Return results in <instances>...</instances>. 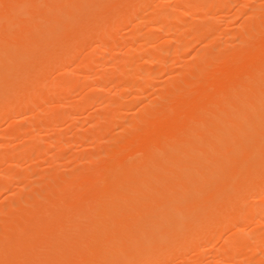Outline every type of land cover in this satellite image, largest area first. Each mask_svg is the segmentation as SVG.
<instances>
[{
  "label": "rangeland",
  "instance_id": "obj_1",
  "mask_svg": "<svg viewBox=\"0 0 264 264\" xmlns=\"http://www.w3.org/2000/svg\"><path fill=\"white\" fill-rule=\"evenodd\" d=\"M14 1L16 2L15 4H14ZM41 1L40 0H12V1L11 0L10 1L9 0H7V1L6 0H3V1L0 0V4L4 5L5 2H11V4H9V6H11L12 2H13L15 7L12 5L13 6L12 8L15 9V8L23 6L22 8H24L25 11H27L25 13L24 9H22V8H21V10H19L18 14H20L21 12H24V13H22V15H24V16L22 17L21 15L17 14L22 19L20 18V20H18L19 17L17 20L13 19L15 21L14 22L15 24H13V27H11L12 24L9 25L10 27L7 26L8 25L7 22L10 20V18L12 16L10 18L8 17L9 20L6 21L7 25H5V23L0 19L1 20L0 24H4L6 26V28H5V26L3 28V25L2 26L0 25V30H1L0 31V41H5L3 44L0 42V46H3L5 44L3 50L6 49V51H4V52H1L2 50L0 49V68H1L0 69V96L2 98H5L6 100H7V98L11 99L10 95H13L12 97L17 96V95H15V93L17 92L16 89H20L21 87H22V91H23L22 93L25 92L27 95V96H24V98L27 97L26 99L21 100L22 106L20 105V103H19L20 106L19 105L17 106V104L15 105V104H13V102L15 100L20 99V98H23L22 95H24L25 93L22 94L20 92L21 95H19V96H21V97H19V98L15 97L16 99L13 98V100L11 99V101L8 104L6 103V105H5V102H3L2 98L0 97L1 107H3V105H4V107L2 109L0 107V109H1V111H0V124H1V126H0V163H1L0 164V169H1L0 170V264H26V263L27 264H37V263L38 264H53V263L54 264H61V263L62 264H64V263L65 264H73L74 262H75L74 264H76L77 262H78V264L79 263L80 264H97V263L98 264H107V263L111 264V261H116L122 257V256H120V253L122 252L123 249H121L120 247L126 246V247H124V249H126L127 247H128L127 248L128 250L133 249V247L130 246L131 245L130 243L133 239V237L130 238L132 236L131 231H132L133 235H138V234L144 233L143 231L148 226L146 224H150V221H152V218L155 219L156 216L159 215L158 212L162 210L161 209L162 207L165 209V207L168 208L167 205L172 206L173 204H175V205L177 203L180 204L181 203L180 200L184 201L183 199H185L187 197V195L189 193H191L190 191H192V189L194 187L193 185L196 186V184H197V186H198V184H199L198 182H196V184H195V182L190 184V183H188V181L190 179H192V177L194 176L192 174L199 172V169L201 168V164L205 161V159L210 158L212 156L211 152L215 151L214 147L218 148L216 146V143L213 141L215 139L217 140V138H218V140L220 139V135L216 134V133H218V131H220V134H221V132L225 134L226 132H223V131H225L226 129L228 130V132H231L229 130H232L231 127L233 126V124L231 126V124L229 125V123H231L232 120L235 121L237 116L233 117L231 115L232 117H230L229 116L230 115L229 110L232 114L234 113V115H235V113H236L238 115L240 112V111H237L238 106H241L240 110H243L244 106L248 107V104H249L248 102L250 100L247 98L250 97L249 95H251V91H247L248 89L245 90V87L248 86L250 84V82H252L251 77L258 78L255 76L256 72H257V74H260L261 75L260 77L262 78V79L259 78L258 81L259 80L262 81L263 80L262 76L264 75V68H261V66L264 67V65H263L264 59H262V57H264L263 56L264 55L263 54L264 53V51H263V49H264V0H197V1H199L198 4H193L195 1L187 3L190 0H150V2H149V0H147V3H146V0H135V1H133V0H95L96 2L93 0H56V1L55 0H41ZM48 1H50V2H48ZM53 1L55 3L54 5L52 3ZM81 1H82V3H81ZM240 1H242V2H240ZM19 2H21V3H19ZM47 2H48V4H47ZM114 2L117 3L118 5L115 4ZM123 2H125V4H123ZM17 3L19 4V6ZM51 3H52V5H51ZM63 3H65V4H63ZM144 3H146L147 6L149 5L148 8L146 7V5ZM131 4H132V6H134V4H136L135 5L136 8H135V6L132 7ZM190 5H191V7L193 6V8H194V5L195 6L197 5V7H196V9L195 8L191 9ZM0 6L3 7V9L7 8V7L4 8V6H6V5H4V6L0 5ZM41 6L42 7L44 6V7L42 8ZM187 6L189 8H187ZM105 7H106V9H105ZM112 7H115V10ZM178 7H181V8H178ZM0 9H1L0 11L3 10L2 8H0ZM18 9H20V8H18ZM40 9H41V12H39ZM58 9L60 11H58ZM94 9H95V11H94ZM130 9H131V11H130ZM8 10L10 12V8L9 9L7 8L3 12L7 13ZM15 10L18 11L17 9H15ZM120 10L122 12H120ZM140 10L141 11L143 10L144 12H141ZM93 11L96 13H94ZM136 11H137V13H136ZM132 12L134 14H132ZM177 12H178V14H177ZM89 13H90V15H87ZM108 13L110 15H107ZM112 13H113V15H112ZM117 13L118 14L120 13V14L118 15ZM154 13H155V15L158 14V16L156 15V17H155V15H153ZM161 13H163V14L161 15ZM10 14L11 13H9V15ZM135 14H136V16H135ZM6 15L8 16V14H6ZM11 15L14 16V13L12 12ZM17 15H16V17H17ZM111 15H112V17H111ZM3 16H4V19L6 18L5 20H7V17L5 15H3ZM45 16H47V17H45ZM85 16L87 18L88 17L89 18L87 19ZM92 16H94V17H92ZM103 16H105V19H106V20L104 19L105 21L103 20V18H104ZM163 16L165 17V19ZM36 17L40 18L39 20H41L42 24L41 23L39 24L40 21L38 22V24L36 23L37 21L34 22L35 20H37ZM124 17L125 18L127 17L128 20L124 19ZM0 18H2V17L0 16ZM141 18H143L144 21ZM42 19H43V21H42ZM135 19H136V21H135ZM151 20H154V21H151ZM23 21L26 23V25H29V26H26ZM158 21H159V24H158ZM11 22H12V20H11ZM16 22H18L17 23L18 26L16 25ZM200 22L203 25H200L201 24ZM80 24H82L83 26ZM103 24H105L104 27H103ZM166 24H168V25H166ZM100 25H101V27H99ZM245 25H247V26H245ZM37 26H39V27H37ZM96 26H98V27H96ZM141 26H142V28H141ZM161 26L164 27V28H162V30L159 29ZM75 27L76 28L78 27V28L76 29ZM51 28H52V30H51ZM254 28H256V29H254ZM3 29H5V31ZM98 29H99V31H98ZM62 30L64 31V33ZM69 30H70V32L71 31L72 32L70 33ZM115 30H116V32H115ZM82 31H85V33ZM256 31H258V32H256ZM68 32L70 34H68ZM95 33H96V36H95ZM2 35L4 36V38ZM63 35L66 37H64ZM93 35L95 36V38H93ZM38 36H40V37H38ZM53 36H55L54 37L55 39H53ZM78 36H80V38ZM91 36H92V38H91ZM115 36L117 38H114ZM62 37L64 38L65 41L67 40L66 43H64V40L62 39ZM31 38H32V40H31ZM78 38L80 39L79 41L77 40ZM10 39L11 40L14 39V40L11 41ZM48 39L50 40V42L47 41ZM68 40H71V41L68 43ZM214 40H215V42H214ZM55 41H56V43H55ZM74 41H75V43H74ZM7 44H8V46L6 47ZM59 44L60 45L63 44V46H59ZM182 45H184V46H182ZM29 46L32 47V49L29 48ZM58 46H59V48H58ZM110 47H112V48H110ZM252 47H254V49ZM1 48H3V47H1ZM7 48H8V51H7ZM21 48H23V49H21ZM72 48H73V50H72L73 52L71 51ZM215 48H216V51H215ZM233 49H235V50H233ZM58 50H60V51H58ZM67 50H69V51H67ZM240 50H242V51H240ZM207 52H208V54H207ZM221 52H223V54ZM9 54L11 56H9ZM61 54L63 56L62 58L60 56ZM43 55L44 56L47 55L46 57H48L49 60H47V58L44 57ZM163 55H165L166 57ZM202 55H204V56H202ZM209 55H211V56H209ZM212 55L214 56L213 58H211ZM75 56H77L76 59H74ZM40 57H43L42 59H44V62H43V60H41ZM207 57H208V59H207ZM39 58L41 61L37 62V60H39ZM45 58H46V60H45ZM31 59H33V60H31ZM68 59H70V60H68ZM84 60H85V62H84ZM58 61H60V62H58ZM62 61L64 63H62ZM113 61H114V63H113ZM33 62H35V63H33ZM49 62L50 63L52 62V64L50 65ZM90 62H91V64H90ZM118 62H119V64H118ZM32 63L34 65H32ZM37 63H39V64H37ZM60 63H62V65H60ZM98 63H101V64H98ZM47 64L49 65L48 67H50V66L51 67L47 68ZM65 64L67 67L66 69H65ZM30 65H32V66H30ZM35 65H38V66H35ZM59 65L62 66L63 69ZM246 65L248 67L247 69H246ZM250 66L253 67V70H252V67H250ZM38 67H40V68H38ZM53 67H54L55 72L52 69ZM207 67L209 68V70ZM44 68H46V69H44ZM103 68H104V70H103ZM93 69H94V71H93ZM254 69H255V71L256 70H258V71L253 73ZM44 70L47 72V73L44 72L47 75L46 77L43 74ZM237 70L240 71L241 75L239 74V72H237ZM260 70L263 72V75L260 73ZM77 71H79V72H77ZM63 72H64V74H62ZM148 72H149V74L147 77V75H145V74ZM6 73H7V75H6ZM40 73H42V74H40ZM66 73H68V74H66ZM140 73H142V75H140ZM103 74H106V75H103ZM30 75H32L31 78L28 77ZM37 75H38L39 79H38ZM64 75H65V77H64ZM234 75H236V77L234 78L235 80L233 79V81L237 82V78H238V82L236 84V87L234 86L235 82H234V85L232 83V85L235 87L234 90H235V92L237 90L239 91L238 92L239 96L242 94V93H240L241 92L240 90H243V92L245 90V92L243 94H245L247 92V98H246L248 100L247 102L243 101V103H242L241 101L243 99L239 98L238 93L234 95V91L232 92V90H231V88L233 89V86L232 87L229 86V88H227V89H229L226 91V92H228L227 94L224 93L227 85L224 86V88H223V85H225L226 81H228V82H226V84H229V82L231 81V80L229 81V78L232 79L234 77ZM26 76L28 77V79H26L27 78ZM34 76L37 79L34 78ZM90 76H92V77H90ZM103 76H105V77H103ZM150 76H152V77H150ZM123 77H124V79H123ZM66 78H68V79L71 78V79L66 81L67 80ZM85 78L87 80H85ZM95 78H97V80ZM113 78H114V80H113ZM201 78H203V79H201ZM254 78H253V81L255 83L254 84V86H255L257 83V80ZM32 79L34 80V82L36 81V83H34L36 85H34L32 83L33 82ZM41 79H43V80L41 81ZM63 79H64V81H63ZM101 79H103V80H101ZM106 80H107L108 84L106 83ZM255 80H256V82H255ZM37 81H39V82L41 81L43 86H41V84H39V86H41V87H39L37 84ZM233 81H231V82H233ZM45 82H46V84L44 85L43 83H45ZM240 82L242 83V85L240 84ZM14 83H15V85H14ZM247 83H249V84L247 85ZM19 84H20V86H19ZM55 84H56V87H55ZM99 84L101 86H99ZM26 85L29 87L28 90H27L28 87ZM29 85H32L33 88H30L31 86H29ZM59 85H61V86H59ZM103 85H104V87H103ZM128 85H130V86H128ZM251 85L253 86L252 83H251ZM9 86H10V88H9ZM13 86H15L16 88L12 89ZM17 86H19L20 88ZM23 86L25 87L24 89H26V90H23ZM52 86H53V88H52ZM207 86H210V87L208 88ZM69 87H70V89H69ZM212 87H213V89H212ZM217 87H219L222 90L220 91L219 88H217ZM239 87H241V88L243 87V88L241 89ZM253 87H250V88H253ZM4 88H5V90H4ZM49 88H51V89L49 90ZM63 88H64V90H62ZM66 88H67V90H66ZM247 88H249V86ZM44 89L46 92L44 91ZM139 89L141 91H139ZM223 89H224V92L222 93ZM218 90H219V93H217ZM249 90H252V89H249ZM26 91H28V92H26ZM229 91H231L233 94ZM5 93H6V95H5ZM8 93L10 95H8ZM41 93L44 95H42ZM115 93H116V95H115ZM165 93L166 94L169 93V95L168 94L165 95ZM229 93H231V94H229ZM28 95H30V96H28ZM53 95H54V97H53ZM87 95H89V96H87ZM102 95H104V96H102ZM90 96L93 99H91ZM131 96H133V97H131ZM96 98H97V100H96ZM229 98H230V101H229ZM242 98H243V96H242ZM52 99H54V100H52ZM87 99L90 100V104H89ZM100 99L102 101L104 100L103 103ZM218 99L220 101L223 100L222 104L220 103V101ZM91 100H93V101L91 102ZM216 100L218 101V103H217L218 105H216V102H217ZM2 102H3V104H2ZM50 102H52V103H50ZM226 102H228L231 105H228V103H226ZM10 103H12L14 106H12V104H10ZM235 103L238 104V105H235L236 108L234 106ZM92 104H94V106ZM95 104H97V105H95ZM210 104H212V105L214 104L216 106H214V105L212 106ZM113 105H115V106H113ZM120 105H121V107H120ZM207 105L208 106L210 105V106L208 107ZM220 105H222L223 107H221ZM7 106H9L8 110H10L9 112H11V113H9L6 110ZM150 106H151V108H150ZM19 107H20V109H19ZM119 107H120V109H119ZM183 107H184V110H183ZM189 107H191V109H189ZM206 107H207V110H209L208 108H210L212 111V112H208V113L212 114L213 111H214V113L212 115L211 114L205 115L207 113L206 112L203 113L202 111H203V109L205 110ZM215 107L216 108L219 107V108H217L218 110ZM13 108L15 110H13ZM61 108H63V109H61ZM76 108H77V110H76ZM112 108H114V109H112ZM262 108H264V107H262ZM60 109L62 110L61 112H60ZM64 109H65V111H64ZM200 109L202 110L201 112H200ZM224 109H226V110L229 109V110L226 111ZM245 109L247 110V108H244L243 111H246ZM97 110H99V111H97ZM220 110L223 111L224 113L220 112ZM232 110H234V111H232ZM4 111H6V112H4ZM197 112L204 114V117L206 116V118H205L206 120L204 118H202V116H200L199 113L197 114ZM246 112L249 113V111H246ZM246 112H244V113H246ZM261 112H263V111H261ZM4 113H7L8 116ZM19 113L22 116H20ZM185 113L187 115H185ZM217 113H219V115ZM222 113H223V115H222ZM227 113H229L228 116H226ZM244 113L242 112L241 115L243 116ZM106 114H108V115H106ZM263 114H264V112H263ZM4 115H5V117H4ZM14 115H17V116H14ZM213 115H215L216 118L213 117ZM246 115H247V113H246ZM109 116H110V118H109ZM178 116H179V118H178ZM207 116L209 118H207ZM239 116H240V114H239ZM222 117H223V121H221L222 119H220ZM228 117H230L231 119L230 120L228 119V121H227ZM238 117H237V119L241 118V117H239V118ZM247 117H249V116H247ZM261 117H264V116H261ZM8 118H9V120H8ZM138 118H139V120H138ZM195 118H196V120H195ZM256 118H257V115H256ZM244 119L245 118L243 117V120ZM106 120H108V121H106ZM243 120H242V122H243ZM259 120L261 121V119H259ZM238 121L239 120H236L237 124L235 123L236 125H239V127L237 126V129L242 127L240 125L241 124L240 121H239L240 124H238ZM262 121H264V119H262ZM213 122L215 124H213ZM201 123L204 125H202ZM30 124H32V125H30ZM207 124H208V126H210V128L207 126ZM235 124H234V126H236ZM47 125H48V127H47ZM203 126H204V128H203ZM226 126L227 127L230 126V127L227 128ZM92 127H94L95 130ZM162 127H164V128H162ZM176 127H177V131H176ZM159 128H160V130H159ZM178 128L181 130V132ZM221 128L222 129L224 128V129L222 130ZM135 130H137V131H135ZM148 130H149V132H148ZM210 130H212V131L210 132ZM186 131H188V132H186ZM194 131H195V133H194ZM171 132H172V134H171ZM182 132H183V134H182ZM235 132L233 133V135H235L237 137L238 135H236ZM167 133H168V135H167ZM174 133L177 135L174 136ZM179 133H181V134H179ZM184 133H187V134L184 135ZM169 134H170V137L168 138ZM211 134H213V136ZM164 135H166V136H164ZM187 135L189 138L187 137ZM215 135H216V138H215ZM217 135H219V137ZM178 136L180 137V139ZM183 136H184V139H182ZM175 137H177V139ZM185 137H186V139H185ZM199 137H200V140H199ZM203 137H205V138H203ZM213 137H214V139H213ZM187 138H188V140H187ZM174 139H175V141L179 140L180 143H179V141L175 143ZM196 139L199 142L196 141ZM159 140H161V141H159ZM166 140H169V142H167ZM164 141H166L167 144L173 143L172 141H174L173 144L174 145L176 144L177 146L175 145V147H174V145H173L172 149H175V151L171 152V151H173L171 149V147H172L171 144H169L171 147H168L167 144L164 143ZM36 142L40 143L39 144L40 146L38 145V143L36 146L35 145ZM200 142H201V144H200ZM153 143L157 146H153L154 145ZM162 143H164L166 146L164 144L162 146L161 145ZM19 144H20V146H19ZM22 144H24V145L21 146ZM202 144H204V145H202ZM160 146L162 149L160 148ZM184 146H186V147H184ZM192 146H193V148H192ZM204 146L208 147V149L205 148ZM32 147H33V149H32ZM157 147L160 148L161 150L157 149ZM176 147H177L178 151H176ZM17 148L18 149L21 148V149L19 151H17L18 150ZM145 148L146 149L148 148L147 151ZM181 148L184 150H182ZM5 150H7V151H5ZM33 151H34V153H33ZM200 151H201V153H200ZM57 152H59V153L57 154ZM159 152H162L163 154L160 153V156H159V154L158 155L155 154V153H159ZM183 152L187 153V154H184ZM196 152L198 153L197 157L195 155ZM22 153H24V154H22ZM89 153L92 157L89 155H88L89 157H87V154H89ZM11 154H12V156H11ZM153 154L155 155V157L153 156ZM213 154H214V152H213ZM156 155H157V157L159 156L160 158L158 159L156 157ZM179 155L182 157H180ZM190 156L193 159V161H192V163L187 164L185 160H188L189 158H187V157H190ZM146 157L147 158L149 157L150 160H148ZM173 157H177V158H173ZM164 158H166V160L167 161L169 160L170 162L169 161L167 162ZM183 158H185V160ZM236 159H237V157H236ZM181 160L183 163L181 162ZM231 160H229L228 162H225L226 166L225 165H222V166L219 165L217 168L218 173L224 174L225 171L229 170V169L226 170V167L232 169V167H230V166L232 165V163H236V162H234V160L232 158H231ZM136 161H137V163H136ZM138 162H140L139 165H138ZM144 163H146V164H144ZM125 164H127V165H125ZM142 164L144 166H146L147 168L144 167ZM147 164H149V166ZM163 164H165V165H163ZM228 164H229V166H227ZM155 165H156V169L154 168ZM193 165L194 166L197 165V168L194 167ZM164 166H165V168H164ZM198 166H200V168ZM224 166H225V168H223ZM3 167H5V168H3ZM187 168H189V169H187ZM111 169H112V171H111ZM157 169H159V170H157ZM116 170H118V171L120 170V171L118 172ZM156 170H157V172H156ZM219 170H220V172H219ZM58 171H60V172H58ZM72 171H74V172L72 173ZM135 171L137 172V174H140V175H137L135 173ZM140 171H142V172H140ZM144 171H145V173H144ZM222 171H223V173H222ZM80 172H81V174H80ZM180 172H182V173H180ZM106 173L108 175H106ZM111 173H113V174H111ZM149 173H151L152 175L151 174L149 175ZM15 174H17V175H15ZM24 174H25V176H24ZM95 175L97 176V178ZM143 175H145L146 178ZM182 175L184 177L182 181H184L186 179L185 177H188V179L185 180V181H187V183H186L187 185L184 184L185 182L182 183L183 186L179 184L181 181ZM139 176H140V180L138 179ZM147 176L149 179L147 178ZM108 177H109V179H108ZM127 177L128 178L130 177L129 180H131L133 177V179L130 182L135 183V187L138 186L136 183L140 184L139 185L140 188L134 187V190H133L132 188H130L129 185H131V186H134V185L125 184L124 181L125 182L127 181L126 183H130L129 180H127ZM98 178L100 180H98ZM121 178H123V179H121ZM194 178H195V176H194ZM51 179H53V181H51ZM177 180H179V181L177 182ZM107 181H109V182H107ZM115 181H117L116 184L114 183ZM121 181H123V182L121 183ZM162 181L165 183L160 185L162 183ZM168 181H170L169 183L171 186H169ZM172 182L174 184L177 183L176 184L177 186H175L174 184H173L174 185L173 186L171 184ZM145 183H147V184H145ZM121 184H123V185L125 184L124 186L130 188V190H128L127 188H124ZM3 186L5 189L2 190ZM119 186H121V187H119ZM145 186L148 187V189ZM189 186H191V187H189ZM208 186L210 187V185H208ZM84 187H86V188H84ZM175 187H177V188H175ZM187 187L191 190H189ZM199 187H200V184H199L198 188ZM67 188H70V189H67ZM95 188H97V189H95ZM121 188L123 189L122 191H121ZM141 188H145L146 190L145 189L141 190ZM194 188H196V187H194ZM77 189H78V191H77ZM88 189H89V192H88ZM124 189H127V190H124ZM152 189L155 192H153ZM73 190H74V192H73ZM163 190H164V192H163ZM75 191L77 194L75 193ZM96 191H97V193H96L97 195H95ZM98 191L100 193H102V195ZM110 191H111V193H110ZM139 191L140 192L142 191V192L140 193ZM193 191H194V189H193ZM14 195H16V196H14ZM135 195H137V196H135ZM153 195H155V196H153ZM95 196H96V198H95ZM143 196H145V198L147 199V202H146V199L143 198ZM79 197H80V200H79ZM88 197H90L91 200ZM100 197H101V200H100ZM158 197H160L161 200H159ZM188 197H189V195H188ZM133 198H134V200H133ZM139 198H141V199L139 200ZM173 198L175 200H173ZM55 199H56V201H54ZM85 199L86 200L88 199V200L86 201ZM111 200H113V201H111ZM114 200H116V201H114ZM186 200H187V198H186ZM31 201H33L34 203ZM90 201H91V203H90ZM241 201H244V203ZM21 202H22V204H21ZM72 202H73V204L74 203L75 204L74 205L71 204ZM80 202H81V204H80ZM150 202H151V204H150ZM164 202H166V203H164ZM114 203H116V204H114ZM49 204H51L50 205L51 207L49 206ZM59 204L61 205L60 207H59ZM76 204H78V205H76ZM88 204H89V206H88ZM133 204H135L136 206ZM149 204H150V206H149ZM237 204L239 206L241 205L240 209L238 208ZM237 204L232 203L229 206V209L231 211L234 210L232 207L233 205H234V207L236 205L238 210H240V211H238L236 208L235 211L237 210V212H239V213H237L238 215L234 214L235 215V216H233L234 218L231 217L233 220H232V223H229V224H232L233 226L232 225L227 226L228 224L225 225L226 227L223 226L222 229L220 228L221 230L219 229L220 230V231H218L219 233L212 240H209V239L207 240V238H209V237H206L203 234L204 231L202 232L201 231L202 229H199V232L197 230L198 228H195L193 230L190 229L191 231L187 230L186 233H188V234H186V233L185 234H186V236L190 234V237H189L190 240H187L188 236L186 237L184 234L183 240L181 241V243L178 244L181 247L177 246V248L179 247L178 248L179 251L177 250V253L170 254L169 255L170 258L168 255H167L168 257H163V258H166L165 260L163 258H161L159 261L156 262V264H170V263H172V264H187V263L188 264H191V263L192 264H217V263H219V264H221V263L222 264H239V262H240V264H264V249H263L264 248V243H263L264 242V216H263L264 215L263 214L264 213V206H262V205H264V188H262V190L261 189L258 190V192L255 194H253V193L247 194L245 196V199L237 201ZM80 205H81V207H80ZM98 205L100 207H98ZM123 205H124V207H123ZM137 205H140V206L138 207ZM152 205H156V206H152ZM108 206H110V207H108ZM115 206H116V208H115ZM251 206L253 208L255 207L257 209L254 208L255 210H253L251 208ZM90 207H91V209H90ZM119 207H121V208H119ZM129 207H130V209H129ZM144 207H145V209H144L145 211H143V209H142ZM62 208L63 209L65 208V209L62 210ZM99 208L100 209L104 208V209L100 210ZM138 208H140V211L142 210L141 211L142 214H140L141 212H139ZM150 208H151V211L149 210ZM261 208H263V209H261ZM59 209L61 211H59ZM77 209L81 210L82 212L81 211L77 212ZM124 209H126V211H124ZM17 210H18V212H17ZM107 210H109V211H107ZM256 210H257V212H255ZM90 211H91V213H90ZM118 211H119V213H117ZM127 211H129V212H127ZM134 211H135V213H134ZM153 211H154V215H152ZM249 211L252 213L254 212L255 218L253 217L254 219L252 218L251 220L246 221L245 219H249V217L246 215V214H249ZM258 211H261L260 215H258L259 214ZM55 212H57V214H55ZM14 213H15V215H14ZM77 213H79L81 215H77ZM82 213H84V214H82ZM96 213H97V216H96L97 218L95 219L94 216ZM120 213L121 214L122 213L127 214L128 217H126V219H128V218L129 219L128 220L123 219L122 223H120L118 221V219L120 218L119 217ZM144 213H145V216H143ZM138 215H139V218H138ZM69 216H72L73 218H75V220H72L73 218H71ZM31 217L32 218L34 217V218L32 220H30ZM80 217H81V219H79ZM117 217H118V219L116 220ZM131 217L134 218L135 220L132 221ZM37 218H39V219H37ZM239 218L241 220V223H240ZM48 219H49V222L47 221ZM64 219H65V221H64ZM35 220H37V221H35ZM44 220H45V222H44ZM53 220H54V222H53ZM61 220H62V222H61ZM76 220H77V222H76ZM136 220L139 221V223H141L140 224L141 226H138L139 223L138 222L136 223ZM237 220H239V221H237ZM40 221H42V222H40ZM58 221H60L61 223ZM71 221H74L76 225L74 224V222L72 223ZM85 221H86V223H85ZM91 222H93L94 224L98 223L99 226H101L102 228L98 227L97 226L98 224L95 226ZM109 222L112 224H110ZM142 222H144V223L142 224ZM80 224H83L84 226H82ZM87 224H89V225H87ZM122 224L125 226V229L123 228ZM130 224H133V225H131V227H130ZM109 225L111 226V228ZM31 227H32V229H31ZM49 227H50V229H49ZM62 227H63V229H61ZM120 227L123 231L122 232L123 234H124V231H126L127 234L129 236L130 235L131 236L129 238H126V237L123 238L122 237L123 234L120 233L121 232ZM132 227H134L136 229L132 230ZM67 228H68V230H67ZM72 228H74V229H72ZM238 228H239V230H238ZM138 229H139V231H138ZM40 230H41V232H40ZM237 231H239L238 234H236ZM21 232H23V233H21ZM53 232H55V233H53ZM66 232H67V234H64ZM87 232L88 233L91 232V233L87 234ZM193 232H197V233H193ZM241 232H242V234H241ZM85 233H86V235H85ZM113 233L115 235L112 236ZM23 234H24V236H23ZM75 234H76V236H75ZM77 234H79V235H77ZM94 234H95V236H94ZM109 234L113 238L116 237L117 235L120 236V234H121V236L120 237L117 236L118 238H116V240H113V238L109 237L110 236ZM195 234H196V236H194ZM200 234L201 235L203 234V235L200 236ZM37 235L39 236V238H37L38 237ZM62 235H63V237H62ZM71 235H73V236H71ZM15 236H16V238H15ZM25 237H27V238H25ZM34 237H35V240H34ZM48 238H50V240L51 239L52 240L50 241ZM87 238L91 242L90 244H89V241L87 242V240H88ZM101 238L105 241H103ZM193 238L196 240H194ZM15 239H17V241ZM38 239H39V241H38ZM61 239H62V242H61ZM71 239H73V240L71 241ZM197 239H198V241H197ZM58 240H60V241H58ZM80 240H81V242H80ZM107 240H108V242H107ZM244 240H245V242H244ZM29 241H31V242H29ZM47 241H48V243H47ZM109 241H110V243H109ZM186 241H188V242H186ZM241 241L243 243L242 246H241L242 243L240 244ZM63 242L64 243L67 242V243L64 244ZM31 243H33V244H31ZM45 243H46V245H45ZM185 243H187V244H185ZM192 243L194 245H196V246H194L196 248L193 247ZM255 243H257V244H255ZM79 244H81V245H79ZM91 244H92V246H91ZM93 244H96V245H93ZM106 244H108V245H106ZM132 245H134V244H132ZM35 246H37V247L35 248ZM95 246H97L96 249H95ZM184 246H186V247H184ZM202 246H203V248H202ZM107 247H108V249H107ZM188 247H189V249H188ZM212 247H213V249H212ZM246 247H248V249ZM252 247H253V250H251ZM20 248L21 249L23 248V249L21 250ZM32 248L34 250H36V252L37 251H40V252L36 253ZM101 248H102V250H101ZM191 248H192V250H191ZM74 249H76V250H74ZM100 250H101V252H100ZM188 250H190V251H188ZM242 250H244V251H242ZM15 251L17 253H15ZM23 251L25 254L27 252V255L23 254ZM83 251L88 253V254L85 255L86 253L84 254ZM123 251H125V250H123ZM182 251L184 253H182ZM199 251H200V254H198ZM19 252H21V253H19ZM56 252H58V253H56ZM115 252H116V255H115ZM244 253H246V254H244ZM28 254H29V256H28ZM35 254H36V256H35ZM64 254H65V256H64ZM68 254H70V255H68ZM202 254H204V255H202ZM6 255H7V257H6ZM39 255H41V256H39ZM80 255H82V260H80L81 259ZM88 255H90L91 258L88 257ZM100 255L103 256L104 258H102ZM121 255H122V253H121ZM13 256H15V257H13ZM23 256H24V258H23ZM47 256H49V257H47ZM61 256H62V258H61ZM107 256H109V257H107ZM110 256H111V258H110ZM224 256L226 258L222 259V258H224ZM70 257H72V259ZM85 257H86V259H85ZM36 258H38V259H36ZM16 260L18 262H16ZM30 260H32V261H30ZM56 260H57V262H56ZM62 260H63V262H62ZM65 260L70 261L71 263L67 262ZM76 260H79V261L76 262ZM199 260H201V261H199ZM91 261L94 263H92ZM34 262H36V263H34Z\"/></svg>",
  "mask_w": 264,
  "mask_h": 264
},
{
  "label": "bare ground",
  "instance_id": "obj_2",
  "mask_svg": "<svg viewBox=\"0 0 264 264\" xmlns=\"http://www.w3.org/2000/svg\"><path fill=\"white\" fill-rule=\"evenodd\" d=\"M3 1V0H2ZM7 1V0H6ZM10 1V0H9ZM12 1V0H11ZM41 1V0H40ZM56 1V0H55ZM93 1H95V0H93ZM133 1H135V0H133ZM193 1H195L193 4H198V2L199 1H197V0H190L189 2H187V3H190V2H193ZM197 1V2H196ZM26 2V1H25ZM42 2V1H41ZM48 2H50V1H48ZM48 2H47V4H48ZM96 2V1H95ZM112 2V1H111ZM132 2V1H131ZM145 2V1H144ZM149 2H150V0H149ZM152 2V1H151ZM231 2V1H230ZM236 2V1H235ZM240 2H242V1H240ZM6 3V4H5ZM4 3V5H6V6H4L3 4H0V5H2V6H4V8L5 7H7L8 9L10 8V12H9V10H8V12L9 13H11L12 14V12L14 13V16L13 15H9V13L7 12H3V11H5L7 8H5V9H3V7H1L0 6V8H2L3 10L2 11H0V16L2 17V18H0L4 23H5V25H7L8 27H10L9 25L10 24H12V26L11 27H13V24H15L14 22V20H17L18 19V15H21L22 17L24 16V15H22V13H24V12H21L20 14H18V12H19V10H21V8L23 7H18V8H20V9H18V8H15V9H17L18 11H16L14 8H12L13 6H14V4L16 3L15 1H14V4H13V2H12V5L11 6H9V4H11V2H5ZM8 3V4H7ZM19 3H21V2H19ZM30 3V2H29ZM44 3V2H43ZM53 3V5L55 4L54 3V1L52 2ZM52 3H51V5H52ZM81 3H82V1H81ZM115 3V2H114ZM119 3V2H118ZM122 3V2H121ZM143 3V2H142ZM141 3V4H142ZM146 3H147V0H146ZM146 3H144L145 5H146ZM154 3V2H153ZM214 3V2H213ZM18 4V3H17ZM23 4V3H22ZM27 4V3H26ZM32 4V3H31ZM45 4V3H44ZM50 4V3H49ZM57 4V3H56ZM63 4H65V3H63ZM73 4V3H72ZM110 4V3H109ZM113 4V3H112ZM115 4H117V3H115ZM123 4H125V2H123ZM129 4V3H128ZM133 4V3H132ZM132 4H131V6H132ZM29 5V4H28ZM68 5V4H67ZM70 5V4H69ZM114 5V4H113ZM112 5V6H113ZM118 5V4H117ZM121 5V4H120ZM136 4H134V6H135ZM189 5V4H188ZM236 5V4H235ZM9 6V7H8ZM18 6H19V4H18ZM115 6V5H114ZM134 6H132V7H134ZM149 6V5H148ZM148 6L146 5V7L148 8ZM238 6V5H237ZM15 7V6H14ZM34 7V6H33ZM42 7V6H41ZM40 7V8H41ZM44 7V6H43ZM42 7V8H43ZM46 7V6H45ZM80 7V6H79ZM109 7V6H108ZM123 7V6H122ZM129 7V6H128ZM145 7V6H144ZM196 7H197V5L195 6L194 5V8L196 9ZM199 7V6H198ZM12 8V9H11ZM37 8V7H36ZM57 8V7H56ZM114 10H115V7H112ZM118 8V7H117ZM116 8V9H117ZM125 8V7H124ZM135 8H136V6H135ZM152 8V7H151ZM178 8H181V7H178ZM187 8H189L188 6H187ZM190 8L191 9H194L193 8V6L191 7V5H190ZM22 9H24V8H22ZM27 9V8H26ZM54 9V8H53ZM105 9H106V7H105ZM111 9V8H110ZM123 9V8H122ZM129 9V8H128ZM221 9V8H220ZM1 10V9H0ZM47 10V9H46ZM97 10V9H96ZM102 10V9H101ZM23 11V10H22ZM24 11H25V9H24ZM35 11V10H34ZM58 11H60L59 9H58ZM94 11H95V9H94ZM93 11V12H94ZM109 11V10H108ZM112 11V10H111ZM130 11H131V9H130ZM141 11V10H140ZM139 11V12H140ZM186 11V10H185ZM228 11V10H227ZM27 11H25V13H26ZM39 12H41V9H40V11ZM46 12V11H45ZM110 12V11H109ZM120 12H122L121 10H120ZM124 12V11H123ZM128 12V11H127ZM141 12H144L143 10L141 11ZM152 12V11H151ZM170 12V11H169ZM56 13V12H55ZM54 13V14H55ZM87 13V12H86ZM94 13H96V12H94ZM98 13V12H97ZM106 13V12H105ZM116 13V12H115ZM114 13V14H115ZM136 13H137V11H136ZM146 13V12H145ZM175 13V12H174ZM223 13V12H222ZM221 13V14H222ZM6 14H8V16L6 15ZM17 15V17H16V15ZM39 14V13H38ZM41 14V13H40ZM47 14V13H46ZM49 14V13H48ZM73 14V13H72ZM118 14V13H117ZM120 14V13H119ZM118 14V15H119ZM132 14H134L133 12H132ZM141 14V13H140ZM150 14V13H149ZM148 14V15H149ZM163 13H161V15H162ZM177 14H178V12H177ZM176 14V15H177ZM226 14V13H225ZM3 15H5L6 17H7V20H5L4 19V16ZM26 15V14H25ZM50 15V14H49ZM66 15V14H65ZM86 15V14H85ZM87 15H90V13L89 14H87ZM93 15V14H92ZM107 15H110L109 13L107 14ZM112 15H113V13H112ZM112 15H111V17H112ZM152 15V14H151ZM153 15H155V13L153 14ZM157 16H158V14H156ZM156 15H155V17H156ZM184 15V14H183ZM12 16V17H11ZM34 16V15H33ZM41 16V15H40ZM96 16V15H95ZM102 16V15H101ZM135 16H136V14H135ZM134 16V17H135ZM141 16V15H140ZM195 16V15H194ZM197 16V15H196ZM259 16V15H258ZM257 16V17H258ZM8 17L10 18V20L8 19ZM43 17V16H42ZM45 17H47V16H45ZM84 17V16H83ZM86 17V16H85ZM92 17H94V16H92ZM104 17V18H103ZM102 18H103V20L105 19V16H103ZM143 17V16H142ZM164 17V16H163ZM217 17V16H216ZM255 17V16H254ZM20 18L21 17H19V19L18 20H20ZM26 18V17H25ZM24 18V19H25ZM29 18V17H28ZM37 18V17H36ZM35 18V19H36ZM87 18V17H86ZM89 18V17H88ZM87 18V19H88ZM97 18V17H96ZM114 18V17H113ZM153 18V17H152ZM161 18V17H160ZM221 18V17H220ZM260 18V17H259ZM14 19V20H13ZM22 19V18H21ZM40 18L38 17L37 18V20H35L34 22H36L37 24H38V22H39V24L41 23L42 24V22H41V20H39ZM44 19V18H43ZM43 19H42V21H43ZM81 19V18H80ZM85 19V18H84ZM101 19V18H100ZM124 19H127V17L125 18L124 17ZM141 19H143V18H141ZM156 19V18H155ZM164 19H165V17H164ZM167 19V18H166ZM173 19V18H172ZM200 19V18H199ZM218 19V18H217ZM263 19V18H262ZM261 19V20H262ZM1 20H0V23H1ZM9 20V21H8ZM11 20H12V22H11ZM86 20V19H85ZM99 20V19H98ZM106 20V19H105ZM104 20V21H105ZM128 20V19H127ZM140 20V19H139ZM150 20V19H149ZM209 20V19H208ZM6 21H8L7 22V24H6ZM65 21V20H64ZM89 21V20H88ZM101 21V20H100ZM111 21V20H110ZM135 21H136V19H135ZM143 21H144V19H143ZM151 21H154V20H151ZM160 21V20H159ZM159 21H158V24H159ZM219 21V20H218ZM2 22V23H3ZM10 22V23H9ZM24 22V21H23ZM212 22V21H211ZM217 22V21H216ZM247 22V21H246ZM261 22V21H260ZM17 23L18 22H16V25H17ZM25 23V22H24ZM60 23V22H59ZM69 23V22H68ZM96 23V22H95ZM108 23V22H107ZM133 23V22H132ZM168 23V22H167ZM172 23V22H171ZM170 23V24H171ZM201 23V22H200ZM250 23V22H249ZM50 24V23H49ZM84 24V23H83ZM100 24V23H99ZM109 24V23H108ZM157 24V25H158ZM248 24V23H247ZM1 26L3 25V28H4V24H0ZM25 25H26V23H25ZM76 25V24H75ZM74 25V26H75ZM80 25H82V24H80ZM104 25L105 24H103V27H104ZM156 25V26H157ZM166 25H168V24H166ZM200 25H203L202 23L200 24ZM18 26V25H17ZM26 26H29V25H26ZM56 26V25H55ZM83 26V25H82ZM85 26V25H84ZM88 26V25H87ZM90 26V25H89ZM216 26V25H215ZM245 26H247V25H245ZM249 26V25H248ZM36 27V26H35ZM37 27H39V26H37ZM41 27V26H40ZM79 27V26H78ZM77 27V28H78ZM92 27V26H91ZM96 27H98V26H96ZM99 27H101V25L99 26ZM116 27V26H115ZM135 27V26H134ZM202 27V26H201ZM218 27V26H217ZM5 28H6V26H5ZM20 28V27H19ZM24 28V27H23ZM76 28V27H75ZM74 28V29H75ZM76 28V29H77ZM133 28V27H132ZM141 28H142V26H141ZM162 28H164V27H160L159 29H161L162 30ZM172 28V27H171ZM8 29V28H7ZM11 29V28H10ZM88 29V28H87ZM93 29V28H92ZM152 29V28H151ZM158 29V30H159ZM169 29V28H168ZM178 29V28H177ZM215 29V28H214ZM254 29H256V28H254ZM4 31H5V29H3ZM22 30V29H21ZM51 30H52V28H51ZM64 30V29H63ZM62 30V31H63ZM68 30V29H67ZM94 30V29H93ZM92 30V31H93ZM117 30V29H116ZM116 30H115V32H116ZM132 30V29H131ZM156 30V29H155ZM160 30V31H161ZM165 30V29H164ZM219 30V29H218ZM1 31V30H0ZM10 31V30H9ZM17 31V30H16ZM37 31V30H36ZM98 31H99V29H98ZM135 31V30H134ZM207 31V30H206ZM11 32V31H10ZM25 32V31H24ZM27 32V31H26ZM69 32H70V30H69ZM68 32V34H70ZM82 32H84L85 33V31H82ZM89 32V31H88ZM87 32V33H88ZM168 32V31H167ZM220 32V31H219ZM256 32H258V31H256ZM2 33V32H1ZM35 33V32H34ZM60 33V32H59ZM63 33H64V31H63ZM67 33V32H66ZM94 33V32H93ZM36 34V33H35ZM75 34V33H74ZM89 34V33H88ZM140 34V33H139ZM211 34V33H210ZM247 34V33H246ZM27 35V34H26ZM58 35V34H57ZM62 35V34H61ZM3 36V35H2ZM8 36V35H7ZM14 36V35H13ZM64 36V35H63ZM72 36V35H71ZM86 36V35H85ZM88 36V35H87ZM95 36H96V33H95ZM95 36L93 35V38H95ZM110 36V35H109ZM24 37V36H23ZM38 37H40V36H38ZM55 36H53V39H55L54 38ZM64 37H66V36H64ZM79 38H80V36H78ZM83 37V36H82ZM3 38H4V36H3ZM7 38V37H6ZM70 38V37H69ZM77 39L78 41L80 40V39ZM91 38H92V36H91ZM114 38H117L116 36L114 37ZM19 39V38H18ZM26 39V38H25ZM61 39V38H60ZM62 39L64 40V38L62 37ZM139 39V38H138ZM147 39V38H146ZM256 39V38H255ZM4 40V39H3ZM9 40V39H8ZM11 40V39H10ZM12 40H14V39H12ZM11 40V41H12ZM31 40H32V38H31ZM76 40V39H75ZM96 40V39H95ZM26 41V40H25ZM48 42H50V40L48 39L47 40ZM57 41V40H56ZM56 41H55V43H56ZM59 41V40H58ZM67 41V40H66ZM66 41L64 40V43H66ZM71 40H68V43L70 42ZM73 41V40H72ZM77 41V42H78ZM86 41V40H85ZM123 41V40H122ZM250 41V40H249ZM2 44L5 42V41H0ZM20 42V41H19ZM28 42V41H27ZM97 42V41H96ZM100 42V41H99ZM214 42H215V40H214ZM63 43V42H62ZM73 43V42H72ZM74 43H75V41H74ZM129 43V42H128ZM184 43V42H183ZM182 43V44H183ZM186 43V42H185ZM1 44V45H2ZM12 44V43H11ZM18 44V43H17ZM26 44V43H25ZM61 44V43H60ZM59 44V46H63V44L62 45H60ZM71 44V43H70ZM77 44V43H76ZM127 44V43H126ZM262 44V43H261ZM5 45V44H4ZM4 45L3 46H0V49L2 50L1 52H4V51H6V49L5 50H3L4 49ZM28 45V44H27ZM113 45V44H112ZM164 45V44H163ZM185 45V44H184ZM184 45H182V46H184ZM217 45V44H216ZM8 46V44L6 45V47ZM59 46H58V48H59ZM70 46V45H69ZM73 46V45H72ZM71 46V47H72ZM75 46V45H74ZM115 46V45H114ZM166 46V45H165ZM1 47H3V48H1ZM21 47V46H20ZM81 47V46H80ZM105 47V46H104ZM168 47V46H167ZM166 47V48H167ZM186 47V46H185ZM249 47V46H248ZM14 48V47H13ZM12 48V49H13ZM29 48H31L32 49V47H30L29 46ZM75 48V47H74ZM110 48H112V47H110ZM159 48V47H158ZM165 48V47H164ZM253 49H254V47H252ZM21 49H23V48H21ZM118 49V48H117ZM249 49V48H248ZM27 50V49H26ZM35 50V49H34ZM73 50V48L71 49V51ZM78 50V49H77ZM233 50H235V49H233ZM246 50V49H245ZM260 50V49H259ZM7 51H8V48H7ZM58 51H60V50H58ZM67 51H69V50H67ZM70 51V52H71ZM136 51V50H135ZM215 51H216V48H215ZM240 51H242V50H240ZM251 51V50H250ZM263 51H264V49H263ZM53 52V51H52ZM66 52V51H65ZM73 52V51H72ZM76 52V51H75ZM132 52V51H131ZM158 52V51H157ZM200 52V51H199ZM37 53V52H36ZM62 53V52H61ZM81 53V52H80ZM91 53V52H90ZM155 53V52H154ZM201 53V52H200ZM222 54H223V52H221ZM225 53V52H224ZM229 53V52H228ZM259 53V52H258ZM63 54V53H62ZM62 54L60 55L61 56V58L63 57L62 56ZM66 54V53H65ZM72 54V53H71ZM79 54V53H78ZM95 54V53H94ZM166 54V53H165ZM207 54H208V52H207ZM230 54V53H229ZM253 54V53H252ZM257 54V53H256ZM261 54V53H260ZM264 54V53H263ZM4 55V54H3ZM77 55V54H76ZM92 55V54H91ZM199 55V54H198ZM237 55V54H236ZM9 56H11L10 54H9ZM30 56V55H29ZM44 56V55H43ZM47 55H45L44 57H46ZM71 56V55H70ZM78 56V55H77ZM77 56H75V58L74 59H76L77 58ZM120 56V55H119ZM163 56H165V55H163ZM197 56V55H196ZM202 56H204V55H202ZM209 56H211V55H209ZM208 56V57H209ZM264 56V55H263ZM6 57V56H5ZM82 57V56H81ZM117 57V56H116ZM161 57V56H160ZM159 57V58H160ZM166 57V56H165ZM208 57H207V59H208ZM214 56L212 55V57L211 58H213ZM235 57V56H234ZM41 58V60H43V62H44V59H42L43 57H40ZM40 58H39V60H37V62L39 61H41L40 60ZM47 58V60H49L48 59V57H46ZM46 58H45V60H46ZM158 58V59H159ZM168 58V57H167ZM166 58V59H167ZM201 58V57H200ZM240 58V57H239ZM38 59V58H37ZM95 59V58H94ZM121 59V58H120ZM230 59V58H229ZM262 59H264V57H262ZM31 60H33V59H31ZM68 60H70V59H68ZM72 60V59H71ZM97 60V59H96ZM110 60V59H109ZM118 60V59H117ZM200 60V59H199ZM35 61V60H34ZM67 61V60H66ZM151 61V60H150ZM261 61V60H260ZM46 62V61H45ZM58 62H60V61H58ZM83 62V61H82ZM84 62H85V60H84ZM94 62V61H93ZM107 62V61H106ZM217 62V61H216ZM31 63V62H30ZM33 63H35V62H33ZM32 63V65H34ZM50 63V62H49ZM62 63H64L63 61H62ZM62 63H60V65H62ZM102 63V62H101ZM101 63H98V64H101ZM113 63H114V61H113ZM160 63V62H159ZM162 63V62H161ZM164 63V62H163ZM263 63V62H262ZM2 64V63H1ZM37 64H39V63H37ZM42 64V63H41ZM45 64V63H44ZM52 64V62L50 63V65ZM55 64V63H54ZM77 64V63H76ZM75 64V65H76ZM90 64H91V62H90ZM97 64V63H96ZM105 64V63H104ZM118 64H119V62H118ZM32 65H30V66H32ZM59 65V66H60ZM136 65V64H135ZM222 65V64H221ZM237 65V64H236ZM264 65V64H263ZM29 66V67H30ZM35 66H38V65H35ZM44 66V65H43ZM49 65L47 64V68H50V67H48ZM64 66V65H63ZM71 66V65H70ZM77 66V65H76ZM80 66V65H79ZM95 66V65H94ZM235 66V65H234ZM60 67H62V66H60ZM250 67H252V66H250ZM31 68V67H30ZM29 68V69H30ZM38 68H40V67H38ZM67 67H66V64H65V69H66ZM114 68V67H113ZM208 68V67H207ZM221 68V67H220ZM223 68V67H222ZM232 68V67H231ZM248 67H247V65H246V69H247ZM261 68H264V67H262L261 66ZM1 69V68H0ZM16 69V68H15ZM28 69V70H29ZM44 69H46V68H44ZM53 70H54V67L52 68ZM59 69V68H58ZM61 69V68H60ZM62 69H63V67H62ZM110 69V68H109ZM129 69V68H128ZM250 69V68H249ZM103 70H104V68H103ZM115 70V69H114ZM127 70V69H126ZM208 70H209V68H208ZM252 70H253V67H252ZM31 71V70H30ZM89 71V70H88ZM93 71H94V69H93ZM243 71V70H242ZM256 71H258V70H256ZM255 71V69H254V72L253 73H255L256 72ZM21 72V71H20ZM44 72H46L45 70L43 71V74H44V76L46 77L47 75L44 73ZM54 72H55V70H54ZM77 72H79V71H77ZM138 72V71H137ZM237 72H239V74H240V71H238L237 70ZM248 72V71H247ZM26 73V72H25ZM47 73V72H46ZM91 73V72H90ZM100 73V72H99ZM235 73V72H234ZM260 73L263 75V72L260 70ZM11 74V73H10ZM40 74H42V73H40ZM39 74V75H40ZM62 74H64V72L62 73ZM66 74H68V73H66ZM89 74V73H88ZM92 74V73H91ZM96 74V73H95ZM148 74H149V72L148 73H146L145 75H147V77H148ZM238 74V75H239ZM6 75H7V73H6ZM9 75V74H8ZM13 75V74H12ZM23 75V74H22ZM90 75V74H89ZM103 75H106V74H103ZM137 75V74H136ZM140 75H142V73H140ZM233 75V74H232ZM241 75V74H240ZM246 75V74H245ZM250 75V74H249ZM255 75V74H254ZM5 76V75H4ZM31 76L32 75H30V76H28V77H30L31 78ZM43 76V75H42ZM109 76V75H108ZM213 76V75H212ZM256 77H258V78H254V77H251V79H252V82H250V84L249 83H247V85L249 86V88H247L248 86H246L245 87V90L246 89H248L247 91H251V95H249L248 97L249 98H247V92L245 93V94H243L244 92H245V90H244V92H243V90H240L241 92L240 93H242L241 95L243 96V98H242V96L240 97L239 96V91L237 90L236 92H235V87H236V84H237V82H238V78H237V82H235V81H233V79L236 77V75H234V77L231 79V78H229V81L231 80V81H233V82H229V84H226V82H228V81H224L225 82V85H223V88H224V86H226L227 85V87H226V89H225V92H224V89H223V91H222V93L224 92V93H228V92H226L227 90H229V89H227V88H229V86L230 87H232L233 85H234V82H235V87L233 86V89L231 88V90H232V92L234 91V95L235 94H237L238 93V96H239V98H241V99H243L241 102L243 103V101H245V102H247L248 100L247 99H249L250 101L248 102L249 104H248V107L247 106H244V108H247V110L246 111H249V113L248 112H246V111H243L244 110V108H243V110H240L241 109V106H238V110L237 111H240L239 112V114H240V116H239V114L237 115L236 113H235V115H234V113L232 114L231 112H230V110H229V113H230V115H229V113H227L226 114V116H230V117H235V116H239V117H241L240 119H237V117H236V120H239L240 121V123H239V121H238V124H240L241 126V128H239V129H237V126L239 127V125H236L237 123H236V120L234 121V120H232L231 121V123H229V125L231 124V126H232V124H233V126L231 127V129L232 130H229V131H231V132H228V130L226 129L225 131H223V132H226L225 134L224 133H222L221 132V134H220V131H218V133H216V134H219L220 135V139L218 140V138H217V140L215 139V140H213L215 143H216V146L218 147V148H215L214 147V149H215V151H213L214 152V154H213V152H211L212 153V156L210 157V158H206L205 159V161L201 164V168H200V166H198L200 169H199V172H196L195 174H192V175H194L195 176V178H194V176L192 177V179H190L189 181H188V183H194L195 182V184H196V182H198L199 184H200V187L198 188V186H199V184H198V186H197V184H196V186L195 185H193L194 187H196V188H194L193 187V189H194V191H193V189H192V191H190L191 193H189L188 195H189V197H188V195H187V200H186V198L185 199H183L184 201H181L180 200V204H173L172 206H169V205H167V207L168 208H166L165 207V209L162 207L161 209V211H159L158 213H159V215L158 216H156V218L154 219V218H152V221H150V224H146V225H148L147 226V228L143 231L144 233H142V234H138V235H133L132 234V231H131V237L127 234V232L126 231H124V234L122 233L123 231H122V229H121V227H120V229H121V234H123L122 235V237L124 238V237H126V238H132L133 237V239H132V241H131V247H133V249L132 250H128L127 248L126 249H124V247H126V246H123V247H120L121 249H123V250H125V251H123L122 250V255H121V253H120V256H122L120 259H118V260H116V261H111V264H156V262L157 261H159L161 258H163V257H168L170 254H174V253H177V250H178V248L179 247H181V246H179L178 244L179 243H181V241L183 240V236H184V234L187 232V230H190V229H195V228H198L197 230H198V232H199V229H202L201 231L203 232V234L206 236V237H209V238H207V240L209 239V240H212L213 238H215L216 237V235L219 233L218 231H220L222 228H223V226L224 227H226L225 225H227V226H230V225H232V224H229V223H232V218L231 217H233V216H235V215H238L237 213H239V212H237V210H238V208L240 209L241 208V205L239 206L238 204H237V201H239V200H243V199H245V196L247 195V194H250V193H253V194H255V193H257L258 192V190H262V188H264V121H262V119H264V117H261V116H264V114H263V112H264V108H262V107H264V75L262 76L263 77V80L261 81V80H259L258 81V79L260 78V79H262L260 76V74H257V72H256V75H255ZM6 77V76H5ZM27 77V76H26ZM28 77L26 78V79H28ZM37 77H38V75H37ZM64 77H65V75H64ZM90 77H92V76H90ZM89 77V78H90ZM103 77H105V76H103ZM102 77V78H103ZM130 77V76H129ZM150 77H152V76H150ZM199 77V76H198ZM4 78V77H3ZM34 78H36L35 76H34ZM42 78V77H41ZM88 78V77H87ZM107 78V77H106ZM118 78V77H117ZM253 78L254 79H256L257 80V83H256V85L254 86V81H253ZM5 79V78H4ZM3 79V80H4ZM24 79V78H23ZM37 79V78H36ZM38 79H39V77H38ZM67 80L66 81H68L69 79H71V78H66ZM96 80H97V78H95ZM123 79H124V77H123ZM147 79V78H146ZM149 79V78H148ZM201 79H203V78H201ZM9 80V79H8ZM30 80V79H29ZM43 79H41V81H42ZM51 80V79H50ZM59 80V79H58ZM84 80V79H83ZM85 80H87L86 78H85ZM84 80V81H85ZM101 80H103V79H101ZM113 80H114V78H113ZM129 80V79H128ZM144 80V79H143ZM142 80V81H143ZM176 80V79H175ZM193 80V79H192ZM206 80V79H205ZM235 80V79H234ZM256 80H255V82H256ZM7 81V80H6ZM27 81V80H26ZM32 83L34 84V83H36V81L34 82V80L32 79ZM41 81L39 82V81H37V84H38V86H39V84H41V86H43L42 85V83H41ZM47 81V80H46ZM55 81V80H54ZM63 81H64V79H63ZM91 81V80H90ZM127 81V80H126ZM125 81V82H126ZM130 81V80H129ZM246 81V80H245ZM244 81V82H245ZM249 81V80H248ZM261 81V82H260ZM15 82V81H14ZM25 82V81H24ZM28 82V81H27ZM31 82V81H30ZM29 82V83H30ZM89 82V81H88ZM94 82V81H93ZM116 82V81H115ZM21 83V82H20ZM106 83L108 84V82H107V80H106ZM111 83V82H110ZM143 83V82H142ZM223 83V82H222ZM232 83H233V85H232ZM251 83L253 84V86L251 85ZM8 84V83H7ZM44 85L46 84V82L45 83H43ZM101 84V83H100ZM99 84V86H101ZM211 84V83H210ZM240 84L242 85V83L240 82ZM239 84V85H240ZM9 85V84H8ZM14 85H15V83H14ZM17 85V84H16ZM23 85V84H22ZM21 85V86H22ZM34 85H36V84H34ZM139 85V84H138ZM187 85V84H186ZM192 85V84H191ZM190 85V86H191ZM209 85V84H208ZM238 85V86H239ZM244 85V84H243ZM251 85V86H250ZM19 86H20V84H19ZM19 86H17V87H19ZM25 86V85H24ZM23 86V90H26V89H24L25 87ZM27 86V85H26ZM29 86H31L30 88H33V86L32 85H29ZM41 86H39V87H41ZM59 86H61V85H59ZM70 86V85H69ZM81 86V85H80ZM123 86V85H122ZM128 86H130V85H128ZM127 86V87H128ZM174 86V85H173ZM211 86V85H210ZM210 86H207L208 88L210 87ZM215 86V85H214ZM218 86V85H217ZM6 87V86H5ZM28 87V86H27ZM36 87V86H35ZM38 87V88H39ZM46 87V86H45ZM55 87H56V84H55ZM84 87V86H83ZM103 87H104V85H103ZM186 87V86H185ZM250 87H253V88H250ZM9 88H10V86H9ZM16 87L15 86H13V88L12 89H15ZM20 88V87H19ZM52 88H53V86H52ZM80 88V87H79ZM206 88V87H205ZM217 88H219V87H217ZM216 88V89H217ZM222 88V87H221ZM239 88H241V87H239ZM243 88V87H242ZM241 88V89H242ZM29 89V87L27 88V90ZM46 89V88H45ZM45 89H44V91H45ZM51 88H49V90H50ZM69 89H70V87H69ZM177 89V88H176ZM212 89H213V87H212ZM211 89V90H212ZM249 89H252V90H249ZM4 90H5V88H4ZM3 90V91H4ZM7 90V89H6ZM48 90V91H49ZM60 90V89H59ZM62 90H64V88L62 89ZM61 90V91H62ZM66 90H67V88H66ZM77 90V89H76ZM98 90V89H97ZM219 90L221 91L222 89H220L219 88ZM219 90L217 91V93H219ZM2 91V92H3ZM11 91V90H10ZM16 93H15V95H17V96H15L16 98H19V97H21V96H19V95H21V93L23 92L22 91V87L20 88V89H16ZM54 91V90H53ZM58 91V90H57ZM139 91H141L140 89H139ZM176 91V90H175ZM178 91V90H177ZM206 91V90H205ZM19 92V93H18ZM21 92V93H20ZM26 92H28V91H26ZM42 92V91H41ZM46 92V91H45ZM50 92V91H49ZM229 92H231V91H229ZM231 92V93H232ZM25 93V92H24ZM24 93H22V94H24ZM37 93V92H36ZM43 93V92H42ZM41 93V94H42ZM56 93V92H55ZM58 93V92H57ZM72 93V92H71ZM86 93V92H85ZM136 93V92H135ZM231 93H229V94H231ZM12 94V93H11ZM40 94V95H41ZM84 94V93H83ZM91 94V93H90ZM168 95H169V93H167ZM166 93H165V95H167ZM233 94V93H232ZM5 95H6V93H5ZM8 95H10L9 93H8ZM42 95H44V94H42ZM49 95V94H48ZM115 95H116V93H115ZM121 95V94H120ZM164 95V96H165ZM172 95V94H171ZM223 95V94H222ZM225 95V94H224ZM13 95H10V97H11V99L13 100V98H15V97H12ZM23 96V98H20V99H18V100H15L14 102H13V104H17V106L19 105V103H20V105L22 106V102H21V100H23V99H26L27 97H25L24 98V96H27L26 95V93L24 94V95H22ZM28 96H30V95H28ZM39 96V95H38ZM87 96H89V95H87ZM101 96V95H100ZM102 96H104V95H102ZM226 96V95H225ZM1 97V96H0ZM4 97V96H3ZM50 97V96H49ZM53 97H54V95H53ZM117 97V96H116ZM115 97V98H116ZM131 97H133V96H131ZM168 97V96H167ZM175 97V96H174ZM196 97V96H195ZM2 98V97H1ZM15 98V99H16ZM45 98V97H44ZM66 98V97H65ZM88 98V97H87ZM90 98H91V96H90ZM114 98V99H115ZM194 98V97H193ZM247 98V99H246ZM11 99H8L7 98V100L5 99V98H2V100H3V102H5V105H6V103L8 104L10 101H11ZM33 99V98H32ZM40 99V98H39ZM83 99V98H82ZM91 99H93V98H91ZM5 100V101H4ZM30 100V99H29ZM48 100V99H47ZM52 100H54V99H52ZM56 100V99H55ZM61 100V99H60ZM88 100V102H89V104H90V100L89 99H87ZM96 100H97V98H96ZM101 100V99H100ZM116 100V99H115ZM133 100V99H132ZM166 100V99H165ZM200 100V99H199ZM219 100V99H218ZM7 101V102H6ZM39 101V100H38ZM50 101V100H49ZM93 100H91V102H92ZM102 101V100H101ZM104 101V100H103ZM103 101H102V103H103ZM168 101V100H167ZM217 101V100H216ZM220 101V100H219ZM223 101V100H222ZM222 101H220V103L222 104ZM229 101H230V98H229ZM234 101V100H233ZM3 102H2V104H3ZM24 102V101H23ZM40 102V101H39ZM47 102V101H46ZM58 102V101H57ZM63 102V101H62ZM113 102V101H112ZM130 102V101H129ZM187 102V101H186ZM232 102V101H231ZM32 103V102H31ZM50 103H52V102H50ZM64 103V102H63ZM79 103V102H78ZM87 103V102H86ZM131 103V102H130ZM218 103V101L216 102V105H218L217 104ZM219 103V104H220ZM226 103H228V102H226ZM241 103V104H242ZM0 104H1V102H0ZM10 104H12V103H10ZM12 104V106H14ZM114 104V103H113ZM124 104V103H123ZM156 104V103H155ZM19 105V106H20ZM93 106H94V104H92ZM95 105H97V104H95ZM157 105V104H156ZM166 105V104H165ZM197 105V104H196ZM210 105H212V104H210ZM209 105V106H210ZM214 105V104H213ZM212 105V106H213ZM216 105H214V106H216ZM228 105H231V104H229L228 103ZM235 105H238V104H234V106ZM60 106V105H59ZM78 106V105H77ZM82 106V105H81ZM100 106V105H99ZM98 106V107H99ZM103 106V105H102ZM108 106V105H107ZM106 106V107H107ZM112 106V105H111ZM113 106H115V105H113ZM118 106V105H117ZM116 106V107H117ZM124 106V105H123ZM152 106V105H151ZM151 106H150V108H151ZM158 106V105H157ZM184 106V105H183ZM202 106V105H201ZM208 106V105H207ZM208 106V107H209ZM221 107H223L222 105H220ZM226 106V105H225ZM233 106V105H232ZM0 107H1V105H0ZM3 107H4V105H3ZM3 107H1V109L3 108ZM9 106H7V111L9 112L10 110H8L9 108H8ZM48 107V106H47ZM80 107V106H79ZM96 107V106H95ZM101 107V106H100ZM115 107V108H116ZM120 107H121V105H120ZM120 107H119V109H120ZM156 107V106H155ZM159 107V106H158ZM192 107V106H191ZM191 107H189V109H191ZM229 107V106H228ZM231 107V106H230ZM243 107V106H242ZM27 108V107H26ZM89 108V107H88ZM146 108V107H145ZM187 108V107H186ZM216 108V107H215ZM217 108H219V107H217ZM216 108V109H217ZM227 108V107H226ZM232 108V107H231ZM230 108V109H231ZM235 108H236V106H235ZM1 109H0V111H1ZM11 109V108H10ZM19 109H20V107H19ZM57 109V108H56ZM55 109V110H56ZM61 109H63V108H61ZM60 109V112L62 111ZM69 109V108H68ZM72 109V108H71ZM112 109H114V108H112ZM155 109V108H154ZM188 109V110H189ZM209 110H207V107L205 108V110L203 109V111L200 109V112L202 111L203 113H207V114H205V115H210L211 113H208V112H212L211 111V109L210 108H208ZM12 110V109H11ZM13 110H15L14 108H13ZM70 110V109H69ZM76 110H77V108H76ZM111 110V109H110ZM116 110V109H115ZM152 110V109H151ZM156 110V109H155ZM183 110H184V107H183ZM207 110V111H206ZM218 110V109H217ZM224 110H226V109H224ZM228 110H226V111H228ZM17 111V110H16ZM27 111V110H26ZM52 111V110H51ZM64 111H65V109H64ZM87 111V110H86ZM97 111H99V110H97ZM232 111H234V110H232ZM244 113V112H246L247 113V115H246V113H244V115L242 116L241 114H242V112ZM258 111V112H257ZM261 111H263V112H261ZM4 112H6V111H4ZM13 112V111H12ZM20 112V111H19ZM49 112V111H48ZM59 112V111H58ZM72 112V111H71ZM74 112V111H73ZM176 112V111H175ZM200 112H197V114L199 113L200 114V116H202V118H206V116L204 117V114H201ZM220 112H223V111H221L220 110ZM219 112V113H220ZM261 112V113H260ZM9 113H11V112H9ZM8 113V114H9ZM55 113V112H54ZM65 113V112H64ZM141 113V112H140ZM213 113H214V111H213ZM212 113V114H213ZM219 113H217L218 115H219ZM224 113V112H223ZM223 113H222V115H223ZM226 113V112H225ZM4 114H6L7 115V113H4ZM14 114V113H13ZM20 114V113H19ZM31 114V113H30ZM46 114V113H45ZM73 114V113H72ZM102 114V113H101ZM211 114V115H212ZM216 114V115H217ZM75 115V114H74ZM106 115H108V114H106ZM142 115V114H141ZM154 115V114H153ZM185 115H187L186 113H185ZM221 115V114H220ZM232 115V116H231ZM256 115H257V118H256ZM3 116V115H2ZM8 116V115H7ZM6 116V117H7ZM14 116H17V115H14ZM20 116H22L21 114H20ZM50 116V115H49ZM195 116V115H194ZM247 116H249V117H247ZM4 117H5V115H4ZM33 117V116H32ZM47 117V116H46ZM113 117V116H112ZM213 117H215L216 118V116L215 115H213ZM218 117V116H217ZM230 117H228L227 118V121H228V119L230 120L231 118ZM238 117V118H239ZM243 117L245 118L244 120H243ZM23 118V117H22ZM108 118V117H107ZM109 118H110V116H109ZM148 118V117H147ZM150 118V117H149ZM178 118H179V116H178ZM181 118V117H180ZM194 118V117H193ZM197 118V117H196ZM196 118H195V120H196ZM207 118H209L208 116H207ZM28 119V118H27ZM36 119V118H35ZM41 119V118H40ZM73 119V118H72ZM159 119V118H158ZM177 119V118H176ZM183 119V118H182ZM220 119H222L221 121H223V117L222 118H220ZM233 119V118H232ZM235 119V118H234ZM259 119H261V121L259 120ZM8 120H9V118H8ZM66 120V119H65ZM138 120H139V118H138ZM198 120V119H197ZM206 120V119H205ZM214 120V119H213ZM242 120H243V122H242ZM76 121V120H75ZM106 121H108V120H106ZM165 121V120H164ZM184 121V120H183ZM154 122V121H153ZM175 122V121H174ZM195 122V121H194ZM203 122V121H202ZM209 122V121H208ZM226 122V121H225ZM230 122V121H229ZM263 122V123H262ZM3 123V122H2ZM16 123V122H15ZM27 123V122H26ZM108 123V122H107ZM155 123V122H154ZM166 123V122H165ZM183 123V122H182ZM236 123V124H235ZM28 124V123H27ZM57 124V123H56ZM146 124V123H145ZM202 124V123H201ZM213 124H215L214 122H213ZM225 124V123H224ZM234 124L236 125V126H234ZM30 125H32V124H30ZM36 125V124H35ZM39 125V124H38ZM71 125V124H70ZM94 125V124H93ZM202 125H204V124H202ZM0 126H1V124H0ZM17 126V125H16ZM26 126V125H25ZM98 126V125H97ZM105 126V125H104ZM145 126V125H144ZM150 126V125H149ZM166 126V125H165ZM190 126V125H189ZM207 126H208V124H207ZM213 126V125H212ZM30 127V126H29ZM40 127V126H39ZM47 127H48V125H47ZM169 127V126H168ZM209 128H210V126H208ZM222 127V126H221ZM227 127V126H226ZM230 126H228L227 128H229ZM9 128V127H8ZM92 128H94V127H92ZM156 128V127H155ZM162 128H164V127H162ZM181 128V127H180ZM197 128V127H196ZM203 128H204V126H203ZM207 128V127H206ZM212 128V127H211ZM215 128V127H214ZM154 129V128H153ZM170 129V128H169ZM168 129V130H169ZM179 129V128H178ZM182 129V128H181ZM217 129V128H216ZM222 129V128H221ZM224 129V128H223ZM222 129V130H223ZM236 129V130H235ZM2 130V129H1ZM94 130H95V128H94ZM159 130H160V128H159ZM180 130V129H179ZM192 130V129H191ZM196 130V129H195ZM215 130V129H214ZM236 132H235V131ZM19 131V130H18ZM97 131V130H96ZM135 131H137V130H135ZM158 131V130H157ZM173 131V130H172ZM176 131H177V127H176ZM175 131V132H176ZM201 131V130H200ZM207 131V130H206ZM212 130H210V132H211ZM28 132V131H27ZM148 132H149V130H148ZM164 132V131H163ZM180 132H181V130H180ZM186 132H188V131H186ZM193 132V131H192ZM214 132V131H213ZM216 132V131H215ZM236 133V135H238L237 137L235 136V135H233V133ZM22 133V132H21ZM89 133V132H88ZM178 133V132H177ZM194 133H195V131H194ZM193 133V134H194ZM197 133V132H196ZM201 133V132H200ZM28 134V133H27ZM149 134V133H148ZM171 134H172V132H171ZM179 134H181V133H179ZM182 134H183V132H182ZM185 134H187V133H184V135ZM189 134V133H188ZM223 134V135H222ZM63 135V134H62ZM167 135H168V133H167ZM175 135H177V134H175L174 133V136ZM212 136H213V134H211ZM219 135H217L218 137H219ZM2 136V135H1ZM14 136V135H13ZM82 136V135H81ZM164 136H166V135H164ZM173 136V137H174ZM180 136V135H179ZM178 136V137H179ZM190 136V135H189ZM194 136V135H193ZM83 137V136H82ZM142 137V136H141ZM144 137V136H143ZM159 137V136H158ZM170 137V134H169V136H168V138ZM182 137V136H181ZM187 137H188V135H187ZM160 138V137H159ZM176 139H177V137H175ZM189 138V137H188ZM188 138H187V140H188ZM203 138H205V137H203ZM210 138V137H209ZM215 138H216V135H215ZM5 139V138H4ZM58 139V138H57ZM72 139V138H71ZM79 139V138H78ZM166 139V138H165ZM172 139V138H171ZM179 139H180V137H179ZM182 139H184V136H183V138ZM185 139H186V137H185ZM213 139H214V137H213ZM13 140V139H12ZM199 140H200V137H199ZM209 140V139H208ZM159 141H161V140H159ZM163 141V140H162ZM167 142H169V140H166ZM166 141H164V143L165 144H167L166 143ZM171 141V140H170ZM174 141H175V139H174ZM174 141H172L173 143H174ZM179 141V140H178ZM178 141H175V143L176 142H178ZM196 141H198L197 139H196ZM217 141V142H216ZM192 142V141H191ZM194 142V141H193ZM199 142V141H198ZM205 142V141H204ZM37 143L38 142H36V146H37ZM61 143V142H60ZM65 143V142H64ZM164 143H162L161 145L163 146V144ZM173 143H169V144H171V146L169 145V144H167V146L168 147H171V149L173 148ZM179 143H180V141H179ZM195 143V142H194ZM203 143V142H202ZM206 143V142H205ZM214 143V144H215ZM16 144V143H15ZM29 144V143H28ZM40 143H38V145H39ZM154 144V143H153ZM164 144V145H165ZM182 144V143H181ZM193 144V143H192ZM197 144V143H196ZM200 144H201V142H200ZM24 144H22L21 146H23ZM33 145V144H32ZM60 145V144H59ZM68 145V144H67ZM160 145V144H159ZM176 145V144H175ZM175 145H174V147H175ZM202 145H204V144H202ZM211 145V144H210ZM19 146H20V144H19ZM40 146V145H39ZM153 146H157V145H153ZM166 146V145H165ZM177 146V145H176ZM182 146V145H181ZM198 146V145H197ZM196 146V147H197ZM212 146V145H211ZM210 146V147H211ZM35 147V146H34ZM183 147V146H182ZM184 147H186V146H184ZM189 147V146H188ZM191 147V146H190ZM205 148H207L208 149V147H206V146H204ZM7 148V147H6ZM22 148V147H21ZM20 148V149H21ZM24 148V147H23ZM160 148H161V146H160ZM160 148H158L157 147V149H160ZM192 148H193V146H192ZM18 149V148H17ZM20 149H18L17 151H19ZM32 149H33V147H32ZM36 149V148H35ZM42 149V148H41ZM146 149V148H145ZM148 149V148H147ZM147 149H146V151H147ZM162 149V148H161ZM160 149V150H161ZM166 149V148H165ZM179 149V148H178ZM182 149V148H181ZM186 149V148H185ZM189 149V148H188ZM196 149V148H195ZM201 149V148H200ZM204 149V148H203ZM213 149V150H214ZM39 150V149H38ZM173 151H171V152H174L175 151V149H172ZM182 150H184V149H182ZM181 150V151H182ZM205 150V149H204ZM5 151H7V150H5ZM35 151V150H34ZM34 151H33V153H34ZM165 151V150H164ZM176 151H178L177 150V147H176ZM189 151V150H188ZM101 152V151H100ZM144 152V151H143ZM153 152V151H152ZM151 152V153H152ZM169 152V151H168ZM190 152V151H189ZM206 152V151H205ZM25 153V152H24ZM24 153H22V154H24ZM59 152H57V154H58ZM160 153H162V152H159V153H155V154H159V156H160ZM165 153V152H164ZM179 153V152H178ZM184 153V152H183ZM182 153V154H183ZM194 153V152H193ZM197 153V152H196ZM195 153V155H196V157H197V155H198V153L196 154ZM200 153H201V151H200ZM204 153V152H203ZM18 154V153H17ZM39 154V153H38ZM56 154V153H55ZM92 154V153H91ZM98 154V153H97ZM101 154V153H100ZM144 154V153H143ZM146 154V153H145ZM163 154V153H162ZM161 154V155H162ZM167 154V153H166ZM181 154V153H180ZM184 154H187V153H184ZM183 154V155H184ZM191 154V153H190ZM91 156L90 155V153L89 154H87V157H89V156ZM157 155H156V157H157ZM189 155V154H188ZM204 155V154H203ZM11 156H12V154H11ZM98 156V155H97ZM151 156V155H150ZM153 156L155 157V155L153 154ZM157 157L158 159L160 158V157ZM164 156V155H163ZM180 156V155H179ZM187 156V155H186ZM92 157V156H91ZM153 157V158H154ZM162 157V156H161ZM168 157V156H167ZM180 157H182V156H180ZM236 157H237V159H236ZM239 157V158H238ZM142 158V157H141ZM144 158V157H143ZM147 158V157H146ZM173 158H177V157H173ZM187 158H189L188 160H185V158H183L185 161H186V163L188 164V163H192V161H193V159L191 158V156L190 157H187ZM205 158V157H204ZM203 158V159H204ZM231 158L234 160V162H236V163H232V165L230 166V167H232V169L231 168H227L226 167V170L227 169H229L228 171H225V173L224 174H220V173H218V170H217V168H218V166L220 165V166H222V165H225L226 166V163L225 162H228L229 160H231ZM9 159V158H8ZM139 159V158H138ZM148 160H150V158L148 157L147 158ZM146 159V160H147ZM165 160H166V158H164ZM181 159V158H180ZM14 160V159H13ZM83 160V159H82ZM141 160V159H140ZM152 160V159H151ZM171 160V159H170ZM12 161V160H11ZM145 161V160H144ZM153 161V160H152ZM155 161V160H154ZM167 161V160H166ZM169 161V160H168ZM167 161V162H168ZM179 161V160H178ZM232 161V160H231ZM18 162V161H17ZM163 162V161H162ZM170 162V161H169ZM181 162H182V160H181ZM101 163V162H100ZM131 163V162H130ZM136 163H137V161H136ZM139 163L140 162H138V165H139ZM142 163V162H141ZM149 163V162H148ZM180 163V162H179ZM183 163V162H182ZM201 163V162H200ZM225 163V164H224ZM231 163V162H230ZM1 164V163H0ZM87 164V163H86ZM144 164H146V163H144ZM152 164V163H151ZM155 164V163H154ZM6 165V164H5ZM4 165V166H5ZM125 165H127V164H125ZM143 165V164H142ZM148 166H149V164H147ZM163 165H165V164H163ZM168 165V164H167ZM166 165V166H167ZM183 165V164H182ZM185 165V164H184ZM192 165V164H191ZM198 165V164H197ZM197 165L196 166H194V167H196L197 168ZM55 166V165H54ZM130 166V165H129ZM128 166V167H129ZM141 166V165H140ZM144 166V165H143ZM160 166V165H159ZM169 166V165H168ZM172 166V165H171ZM189 166V165H188ZM225 166L223 167V168H225ZM227 166H229V164L227 165ZM85 167V166H84ZM90 167V166H89ZM144 167H146V166H144ZM191 167V166H190ZM3 168H5V167H3ZM115 168V167H114ZM123 168V167H122ZM132 168V167H131ZM147 168V167H146ZM155 169H156V165H155V167H154ZM164 168H165V166H164ZM167 168V167H166ZM171 168V167H170ZM173 168V167H172ZM185 168V167H184ZM117 169V168H116ZM121 169V168H120ZM125 169V168H124ZM151 169V168H150ZM163 169V168H162ZM168 169V168H167ZM187 169H189V168H187ZM195 169V168H194ZM1 170V169H0ZM10 170V169H9ZM157 170H159V169H157ZM157 170H156V172H157ZM175 170V169H174ZM224 170V169H223ZM55 171V170H54ZM111 171H112V169H111ZM116 171H118V170H116ZM120 171V170H119ZM118 171V172H119ZM137 171V170H136ZM135 171V173L137 174V172ZM149 171V170H148ZM164 171V170H163ZM169 171V170H168ZM18 172V171H17ZM58 172H60V171H58ZM74 171H72V173H73ZM117 172V173H118ZM125 172V171H124ZM130 172V171H129ZM140 172H142V171H140ZM166 172V171H165ZM176 172V171H175ZM179 172V171H178ZM219 172H220V170H219ZM4 173V172H3ZM83 173V172H82ZM144 173H145V171H144ZM160 173V172H159ZM167 173V172H166ZM180 173H182V172H180ZM222 173H223V171H222ZM80 174H81V172H80ZM111 174H113V173H111ZM110 174V175H111ZM120 174V173H119ZM151 173H149V175H150ZM155 174V173H154ZM189 174V173H188ZM220 174V175H219ZM13 175V174H12ZM15 175H17V174H15ZM29 175V174H28ZM63 175V174H62ZM70 175V174H69ZM106 175H108L107 173H106ZM117 175V174H116ZM123 175V174H122ZM137 175H140V174H137ZM152 175V174H151ZM172 175V174H171ZM223 175V176H222ZM24 176H25V174H24ZM55 176V175H54ZM67 176V175H66ZM96 176V175H95ZM112 176V175H111ZM129 176V175H128ZM132 176V175H131ZM130 176V177H131ZM143 176H145V175H143ZM165 176V175H164ZM22 177V176H21ZM94 177V176H93ZM105 177V176H104ZM129 177V178H130ZM168 177V176H167ZM181 177V176H180ZM179 177V178H180ZM68 178V177H67ZM96 178H97V176H96ZM129 178L127 177V180H129ZM137 178V177H136ZM145 178H146V176H145ZM147 178H148V176H147ZM173 178V177H172ZM171 178V179H172ZM183 175H182V178H181V181L183 180ZM186 179H188V177H185ZM76 179V178H75ZM74 179V180H75ZM105 179V178H104ZM108 179H109V177H108ZM121 179H123V178H121ZM120 179V180H121ZM132 179H133V177H132ZM131 179V180H132ZM139 180H140V176H139V178H138ZM142 179V178H141ZM149 179V178H148ZM174 179V178H173ZM185 179V180H186ZM56 180V179H55ZM54 180V181H55ZM96 180V179H95ZM98 180H100L99 178H98ZM126 180V179H125ZM131 180H129V182L131 181ZM157 180V179H156ZM166 180V179H165ZM169 180V179H168ZM180 181V185H182V183H184V184H186L187 183V181ZM51 181H53V179H51ZM135 181V180H134ZM147 181V180H146ZM179 180H177V182H178ZM98 182V181H97ZM102 182V181H101ZM107 182H109V181H107ZM116 182L117 181H115L114 183L116 184ZM123 181H121V183H122ZM127 182V181H126ZM125 181H124V183L125 184H132V185H134V186H131V185H129L130 186V188H132L133 190H134V187H135V183H132V182H130V183H126ZM159 182V181H158ZM170 181H168V183H169ZM9 183V182H8ZM7 183V184H8ZM64 183V182H63ZM82 183V182H81ZM113 183V182H112ZM155 183V182H154ZM165 182H163L162 181V183L160 184V185H162V184H164ZM60 184V183H59ZM93 184V183H92ZM91 184V185H92ZM104 184V183H103ZM124 184V185H125ZM138 186H136L135 188H137V187H139V185L140 184H138V183H136ZM145 184H147V183H145ZM144 184V185H145ZM172 185L174 184L173 182L171 183ZM177 184V183H176ZM176 184H174L175 186H177ZM178 184V185H179ZM189 184V185H190ZM72 185V184H71ZM124 188H127L128 190H130V188H128V187H126V186H124L123 184H121ZM173 185V186H174ZM187 185V184H186ZM208 185H210V187L208 186ZM2 186V185H1ZM10 186V185H9ZM8 186V187H9ZM64 186V185H63ZM74 186V185H73ZM94 186V185H93ZM169 186H171L170 185V183H169ZM183 186V185H182ZM79 187V186H78ZM77 187V188H78ZM104 187V186H103ZM119 187H121V186H119ZM143 187V186H142ZM146 187V186H145ZM181 187V186H180ZM186 187V186H185ZM189 187H191V186H189ZM12 188V187H11ZM72 188V187H71ZM84 188H86V187H84ZM93 188V187H92ZM99 188V187H98ZM116 188V187H115ZM140 188V187H139ZM138 188V189H139ZM147 189H148V187H146ZM175 188H177V187H175ZM188 188V187H187ZM3 189H5L4 188V186H3V188H2V190ZM57 189V188H56ZM55 189V190H56ZM67 189H70V188H67ZM95 189H97V188H95ZM104 189V188H103ZM117 189V188H116ZM127 189H124V190H127ZM142 189H145V188H141V190ZM155 189V188H154ZM167 189V188H166ZM189 189V188H188ZM187 189V190H188ZM48 190V189H47ZM76 190V189H75ZM81 190V189H80ZM99 190V189H98ZM123 189L121 188V191H122ZM132 190V191H133ZM136 190V189H135ZM146 190V189H145ZM153 190V189H152ZM185 190V189H184ZM186 190V191H187ZM189 190H191V189H189ZM13 191V190H12ZM11 191V192H12ZM62 191V190H61ZM70 191V190H69ZM77 191H78V189H77ZM137 191V190H136ZM57 192V191H56ZM67 192V191H66ZM73 192H74V190H73ZM88 192H89V189H88ZM87 192V193H88ZM99 192V191H98ZM105 192V191H104ZM125 192V191H124ZM140 192V191H139ZM142 192V191H141ZM140 192V193H141ZM152 192V191H151ZM153 192H155L154 190H153ZM163 192H164V190H163ZM175 192V191H174ZM189 192V191H188ZM15 193V192H14ZM75 193H76V191H75ZM74 193V194H75ZM86 193V194H87ZM97 193V191L95 192V195H97L96 194ZM100 193V192H99ZM110 193H111V191H110ZM128 193V192H127ZM138 193V192H137ZM146 193V192H145ZM162 193V192H161ZM166 193V192H165ZM164 193V194H165ZM77 194V193H76ZM90 194V193H89ZM101 195H102V193H100ZM139 194V193H138ZM163 194V193H162ZM161 194V195H162ZM185 194V193H184ZM13 195V194H12ZM59 195V194H58ZM80 195V194H79ZM83 195V194H82ZM81 195V196H82ZM112 195V194H111ZM125 195V194H124ZM134 195V194H133ZM149 195V194H148ZM151 195V194H150ZM263 195V194H262ZM14 196H16V195H14ZM84 196V195H83ZM90 196V195H89ZM104 196V195H103ZM135 196H137V195H135ZM153 196H155V195H153ZM176 196V195H175ZM72 197V196H71ZM86 197V196H85ZM92 197V196H91ZM182 197V196H181ZM251 197V196H250ZM11 198V197H10ZM76 198V197H75ZM89 199H90V197H88ZM94 198V197H93ZM95 198H96V196H95ZM143 198H145V196H143ZM159 198V200H161V198L160 197H158ZM170 198V197H169ZM168 198V199H169ZM59 199V198H58ZM84 199V198H83ZM82 199V200H83ZM104 199V198H103ZM128 199V198H127ZM141 198H139V200H140ZM146 199V198H145ZM171 199V198H170ZM20 200V199H19ZM28 200V199H27ZM64 200V199H63ZM69 200V199H68ZM73 200V199H72ZM77 200V199H76ZM79 200H80V197H79ZM86 200V199H85ZM88 200V199H87ZM86 200V201H87ZM91 200V199H90ZM100 200H101V197H100ZM105 200V199H104ZM133 200H134V198H133ZM144 200V199H143ZM167 200V199H166ZM173 200H175L174 198H173ZM43 201V200H42ZM51 201V200H50ZM54 201H56V199L54 200ZM111 201H113V200H111ZM114 201H116V200H114ZM125 201V200H124ZM131 201V200H130ZM136 201V200H135ZM151 201V200H150ZM253 201V200H252ZM31 202H33V201H31ZM61 202V201H60ZM76 202V201H75ZM78 202V201H77ZM120 202V201H119ZM132 202V201H131ZM141 202V201H140ZM146 202H147V199H146ZM149 202V201H148ZM167 202V201H166ZM166 202H164V203H166ZM183 202V203H182ZM241 202H243L244 203V201H241ZM34 203V202H33ZM50 203V202H49ZM54 203V202H53ZM79 203V202H78ZM90 203H91V201H90ZM107 203V202H106ZM121 203V202H120ZM124 203V202H123ZM122 203V204H123ZM134 203V202H133ZM138 203V202H137ZM143 203V202H142ZM145 203V202H144ZM156 203V202H155ZM158 203V202H157ZM232 203H235V204H237V206H238V208H237V206L235 205V207H234V205L232 206L233 207V209L234 210H230L229 209V206L232 204ZM256 203V202H255ZM21 204H22V202H21ZM48 204V203H47ZM71 204H73V202L71 203ZM75 204V203H74ZM73 204V205H74ZM80 204H81V202H80ZM94 204V203H93ZM96 204V203H95ZM99 204V203H98ZM105 204V203H104ZM103 204V205H104ZM114 204H116V203H114ZM139 204V203H138ZM148 204V203H147ZM150 204H151V202H150ZM150 204H149V206H150ZM240 204V203H239ZM15 205V204H14ZM19 205V204H18ZM51 204H49V206H50ZM76 205H78V204H76ZM133 205H135V204H133ZM144 205V204H143ZM245 205V204H244ZM13 206V205H12ZM48 206V207H49ZM61 205L59 204V207H60ZM86 206V205H85ZM88 206H89V204H88ZM91 206V205H90ZM136 206V205H135ZM138 207L140 206V205H137ZM142 206V205H141ZM152 206H156V205H152ZM151 206V207H152ZM254 206V205H253ZM262 206H264V205H262ZM15 207V206H14ZM20 207V206H19ZM51 207V206H50ZM80 207H81V205H80ZM96 207V206H95ZM94 207V208H95ZM98 207H100L99 205H98ZM102 207V206H101ZM107 207V206H106ZM108 207H110V206H108ZM123 207H124V205H123ZM143 207V206H142ZM160 207V206H159ZM43 208V207H42ZM68 208V207H67ZM75 208V207H74ZM93 208V209H94ZM97 208V207H96ZM115 208H116V206H115ZM119 208H121V207H119ZM154 208V207H153ZM237 208V210L235 211V209ZM251 208L253 209V210H255V209H257V208H253L252 206H251ZM12 209V208H11ZM22 209V208H21ZM52 209V208H51ZM56 209V208H55ZM65 209V208H64ZM63 208H62V210H64ZM90 209H91V207H90ZM100 209V208H99ZM101 209H104V208H101ZM100 209V210H101ZM114 209V208H113ZM129 209H130V207H129ZM132 209V208H131ZM139 209V212H141L140 211V208H138ZM143 209V211H145L144 209H145V207L144 208H142ZM164 209V210H163ZM261 209H263V208H261ZM15 210V209H14ZM32 210V209H31ZM69 210V209H68ZM95 210V209H94ZM93 210V211H94ZM97 210V209H96ZM120 210V209H119ZM134 210V209H133ZM148 210V209H147ZM150 211H151V208L149 209ZM4 211V210H3ZM59 211H61L60 209H59ZM78 211H81V210H79V209H77V212ZM107 211H109V210H107ZM114 211V210H113ZM121 211V210H120ZM124 211H126V209H124ZM131 211V210H130ZM155 211V210H154ZM154 211H153V214L152 215H154ZM238 211H240V210H238ZM242 211V210H241ZM17 212H18V210H17ZM58 212V211H57ZM57 212H55V214H57ZM74 212V211H73ZM82 212V211H81ZM87 212V211H86ZM100 212V211H99ZM102 212V211H101ZM112 212V211H111ZM116 212V211H115ZM114 212V213H115ZM127 212H129V211H127ZM147 212V211H146ZM236 212V213H235ZM255 212H257V210L255 211ZM12 213V212H11ZM23 213V212H22ZM44 213V212H43ZM69 213V212H68ZM88 213V212H87ZM90 213H91V211H90ZM104 213V212H103ZM117 213H119V211L117 212ZM134 213H135V211H134ZM137 213V212H136ZM157 213V214H158ZM258 215H260V213H261V211H258ZM25 214V213H24ZM53 214V213H52ZM82 214H84V213H82ZM86 214V213H85ZM102 214V213H101ZM140 214H142V212L140 213ZM147 214V213H146ZM235 214V215H234ZM257 214V213H256ZM264 214V213H263ZM14 215H15V213H14ZM48 215V214H47ZM62 215V214H61ZM64 215V214H63ZM66 215V214H65ZM77 215H81V214H79V213H77ZM99 215V214H98ZM115 215V214H114ZM120 216V218L118 219V217L116 218V220L118 219V221L120 222V223H122V220L123 219H126V217H128L127 216V214H119ZM248 217H249V219H245L246 221L247 220H251L253 217L255 218V216H254V212L252 213V212H250L249 211V214H246ZM257 215V216H258ZM39 216V215H38ZM42 216V215H41ZM46 216V215H45ZM73 216V215H72ZM72 216H69V217H71V218H73ZM97 216V213L95 214V219L97 218L96 217ZM102 216V215H101ZM109 216V215H108ZM107 216V217H108ZM130 216V215H129ZM132 216V215H131ZM143 216H145V213H144V215ZM240 216V215H239ZM246 216V217H247ZM264 216V215H263ZM51 217V216H50ZM77 217V216H76ZM86 217V216H85ZM84 217V218H85ZM133 217V216H132ZM131 217V220L133 221V220H135L134 218H132ZM142 217V216H141ZM149 217V216H148ZM238 217V216H237ZM34 218V217H33ZM32 217H31V219L30 220H32L33 219ZM43 218V217H42ZM63 218V217H62ZM66 218V217H65ZM68 218V217H67ZM87 218V217H86ZM85 218V219H86ZM101 218V217H100ZM138 218H139V215H138ZM234 218V217H233ZM253 218V219H254ZM37 219H39V218H37ZM79 219H81V217L79 218ZM83 219V218H82ZM89 219V218H88ZM91 219V218H90ZM93 219V218H92ZM107 219V218H106ZM129 219V218H128ZM128 219H126V220H128ZM137 219V218H136ZM143 219V218H142ZM154 219V220H153ZM237 219V218H236ZM7 220V219H6ZM63 220V219H62ZM62 220H61V222H62ZM72 220H75V218H73ZM99 220V219H98ZM139 220V219H138ZM141 220V219H140ZM151 220V219H150ZM239 220H240V218H239ZM239 220H237V221H239ZM35 221H37V220H35ZM48 222H49V219L47 220ZM51 221V220H50ZM64 221H65V219H64ZM82 221V220H81ZM105 221V220H104ZM111 221V220H110ZM125 221V220H124ZM243 221V220H242ZM253 221V220H252ZM262 221V220H261ZM40 222H42V221H40ZM44 222H45V220H44ZM53 222H54V220H53ZM58 222H60V221H58ZM60 222V223H61ZM72 223L74 222V221H71ZM76 222H77V220H76ZM84 222V221H83ZM115 222V221H114ZM139 223V221H137L136 220V223ZM254 222V221H253ZM2 223V222H1ZM23 223V222H22ZM21 223V224H22ZM26 223V222H25ZM24 223V224H25ZM56 223V222H55ZM71 223V224H72ZM85 223H86V221H85ZM91 223H93V222H91ZM110 223V222H109ZM127 223V222H126ZM129 223V222H128ZM131 223V222H130ZM144 222H142V224H143ZM240 223H241V220H240ZM246 223V222H245ZM249 223V222H248ZM20 224V223H19ZM47 224V223H46ZM52 224V223H51ZM50 224V225H51ZM74 224H75V222H74ZM79 224V223H78ZM77 224V225H78ZM94 224V223H93ZM98 224V223H97ZM96 223L94 224L95 226L97 225ZM102 224V223H101ZM110 224H112V223H110ZM141 223H139V225L138 226H141L140 225ZM234 224V223H233ZM250 224V223H249ZM41 225V224H40ZM53 225V224H52ZM76 225V224H75ZM80 225H82V226H84L83 224H80ZM87 225H89V224H87ZM123 225V224H122ZM131 225H133V224H130V227H131ZM12 226V225H11ZM59 226V225H58ZM62 226V225H61ZM60 226V227H61ZM70 226V225H69ZM81 226V227H82ZM86 226V225H85ZM98 227H101V226H99V224L97 225ZM110 226V225H109ZM119 226V225H118ZM233 226V225H232ZM39 227V226H38ZM37 227V228H38ZM90 227V226H89ZM117 227V226H116ZM200 227V228H199ZM245 227V226H244ZM255 227V226H254ZM58 228V227H57ZM71 228V227H70ZM78 228V227H77ZM80 228V227H79ZM86 228V227H85ZM102 228V227H101ZM109 228V227H108ZM110 228H111V226H110ZM123 228L125 229V226L123 225ZM221 228V229H220ZM242 228V227H241ZM240 228V229H241ZM247 228V227H246ZM2 229V228H1ZM24 229V228H23ZM31 229H32V227H31ZM47 229V228H46ZM49 229H50V227H49ZM61 229H63V227L61 228ZM72 229H74V228H72ZM71 229V230H72ZM133 229H136V228H134V227H132V230ZM220 229V230H219ZM28 230V229H27ZM60 230V229H59ZM67 230H68V228H67ZM77 230V229H76ZM115 230V229H114ZM113 230V231H114ZM118 230V229H117ZM237 230V229H236ZM238 230H239V228H238ZM26 231V230H25ZM61 231V230H60ZM85 231V230H84ZM138 231H139V229H138ZM191 231V230H190ZM39 232V231H38ZM40 232H41V230H40ZM74 232V231H73ZM77 232V231H76ZM83 232V231H82ZM96 232V231H95ZM126 232V233H125ZM238 232L239 231H237V233L236 234H238ZM21 233H23V232H21ZM53 233H55V232H53ZM78 233V232H77ZM91 233V232H90ZM90 233H88L87 232V234H90ZM130 233V232H129ZM193 233H197V232H193ZM60 234V233H59ZM64 234H67V232L66 233H64ZM71 234V233H70ZM80 234V233H79ZM79 234H77V235H79ZM101 234V233H100ZM121 234H120V236H121ZM186 234H188V233H186ZM186 234H185V236H186ZM192 234V233H191ZM202 234V235H203ZM235 234V233H234ZM241 234H242V232H241ZM260 234V233H259ZM45 235V234H44ZM85 235H86V233H85ZM84 235V236H85ZM110 235V234H109ZM113 235H115L114 233L112 234V236ZM201 234H200V236H202ZM23 236H24V234H23ZM33 236V235H32ZM38 236V235H37ZM46 236V235H45ZM71 236H73V235H71ZM75 236H76V234H75ZM94 236H95V234H94ZM97 236V235H96ZM117 236H119V235H117ZM111 237V235L109 236V237H111V238H113V240H116V238H118V237ZM119 236V237H120ZM188 236V238L190 237V234L189 235H187ZM186 236V237H187ZM194 236H196V234L194 235ZM235 236V235H234ZM241 236V235H240ZM263 236V235H262ZM62 237H63V235H62ZM83 237V236H82ZM100 237V236H99ZM106 237V236H105ZM199 237V236H198ZM232 237V236H231ZM251 237V236H250ZM10 238V237H9ZM15 238H16V236H15ZM21 238V237H20ZM25 238H27V237H25ZM37 238H39V236L37 237ZM52 238V237H51ZM108 238V237H107ZM122 238V239H123ZM187 238V240H190V238L188 239ZM192 238V237H191ZM202 238V237H201ZM4 239V238H3ZM31 239V238H30ZM33 239V238H32ZM49 240H50V238H48ZM57 239V238H56ZM55 239V240H56ZM84 239V238H83ZM88 239V238H87ZM92 239V238H91ZM102 239V238H101ZM194 239V238H193ZM242 239V238H241ZM240 239V240H241ZM13 240V239H12ZM16 241H17V239H15ZM26 240V239H25ZM34 240H35V237H34ZM52 240V239H51ZM50 240V241H51ZM54 240V241H55ZM73 239H71V241H72ZM75 240V239H74ZM78 240V239H77ZM95 240V239H94ZM103 240V239H102ZM110 240V239H109ZM112 240V239H111ZM112 240V241H113ZM194 240H196V239H194ZM206 240V239H205ZM215 240V239H214ZM220 240V239H219ZM229 240V239H228ZM239 240V241H240ZM38 241H39V239H38ZM58 241H60V240H58ZM76 241V240H75ZM74 241V242H75ZM89 241V239L87 240V242ZM103 241H105V240H103ZM185 241V240H184ZM197 241H198V239H197ZM29 242H31V241H29ZM43 242V241H42ZM61 242H62V239H61ZM80 242H81V240H80ZM107 242H108V240H107ZM186 242H188V241H186ZM193 242V241H192ZM201 242V241H200ZM208 242V241H207ZM244 242H245V240H244ZM253 242V241H252ZM257 242V241H256ZM37 243V242H36ZM44 243V242H43ZM42 243V244H43ZM47 243H48V241H47ZM64 243V242H63ZM67 243V242H66ZM66 243H64V244H66ZM91 242L89 241V244H90ZM95 243V242H94ZM109 243H110V241H109ZM108 243V244H109ZM194 243V242H193ZM192 243V244H193ZM197 243V242H196ZM195 243V244H196ZM203 243V242H202ZM226 243V242H225ZM242 243V241L240 242V244ZM262 243V242H261ZM264 243V242H263ZM8 244V243H7ZM31 244H33V243H31ZM35 244V243H34ZM40 244V243H39ZM55 244V243H54ZM104 244V243H103ZM108 244H106V245H108ZM132 244H134V245H132ZM185 244H187V243H185ZM199 244V243H198ZM219 244V243H218ZM239 244V245H240ZM255 244H257V243H255ZM15 245V244H14ZM19 245V244H18ZM30 245V244H29ZM45 245H46V243H45ZM70 245V244H69ZM79 245H81V244H79ZM93 245H96V244H93ZM99 245V244H98ZM111 245V244H110ZM109 245V246H110ZM206 245V244H205ZM243 245V243L241 244V246ZM6 246V245H5ZM11 246V245H10ZM54 246V245H53ZM57 246V245H56ZM62 246V245H61ZM71 246V245H70ZM83 246V245H82ZM85 246V245H84ZM88 246V245H87ZM91 246H92V244H91ZM116 246V245H115ZM128 246V245H127ZM177 246H179L178 248H177ZM194 246H196V245H194L193 244V247ZM8 247V246H7ZM37 246H35V248H36ZM74 247V246H73ZM80 247V246H79ZM96 247L97 246H95V249H96ZM102 247V246H101ZM117 247V246H116ZM184 247H186V246H184ZM183 247V248H184ZM13 248V247H12ZM16 248V247H15ZM19 248V247H18ZM59 248V247H58ZM63 248V247H62ZM75 248V247H74ZM104 248V247H103ZM194 248H196V247H194ZM202 248H203V246H202ZM211 248V247H210ZM247 249H248V247H246ZM9 249V248H8ZM21 249V248H20ZM23 249V248H22ZM21 249V250H22ZM33 249V248H32ZM42 249V248H41ZM84 249V248H83ZM87 249V248H86ZM94 249V250H95ZM107 249H108V247H107ZM186 249V248H185ZM188 249H189V247H188ZM212 249H213V247H212ZM222 249V248H221ZM246 249V250H247ZM264 249V248H263ZM11 250V249H10ZM13 250V249H12ZM34 250V249H33ZM39 250V249H38ZM59 250V249H58ZM62 250V249H61ZM71 250V249H70ZM74 250H76V249H74ZM80 250V249H79ZM101 250H102V248H101ZM101 250H100V252H101ZM128 250V251H127ZM191 250H192V248H191ZM250 250V249H249ZM251 250H253V247L251 248ZM17 251V250H16ZM15 251V253H17ZM25 251V250H24ZM24 251H23V254H25L24 253ZM35 252H36V250H34ZM47 251V250H46ZM50 251V250H49ZM92 251V250H91ZM179 251V250H178ZM188 251H190V250H188ZM241 251V250H240ZM242 251H244V250H242ZM255 251V250H254ZM6 252V251H5ZM10 252V251H9ZM37 252H40V251H37ZM36 252V253H37ZM79 252V251H78ZM186 252V251H185ZM203 252V251H202ZM221 252V251H220ZM19 253H21V252H19ZM32 253V252H31ZM56 253H58V252H56ZM83 253L85 254L86 252H84L83 251ZM113 253V252H112ZM119 253V252H118ZM182 253H184L183 251H182ZM198 253V252H197ZM208 253V252H207ZM236 253V252H235ZM11 254V253H10ZM42 254V253H41ZM63 254V253H62ZM83 254V255H84ZM88 253H86L85 255H87ZM98 254V253H97ZM100 254V253H99ZM198 254H200V251H199V253ZM244 254H246V253H244ZM22 255V254H21ZM25 255H27V252H26V254ZM56 255V254H55ZM68 255H70V254H68ZM115 255H116V252H115ZM168 255V256H167ZM176 255V254H175ZM182 255V254H181ZM202 255H204V254H202ZM207 255V254H206ZM219 255V254H218ZM250 255V254H249ZM252 255V254H251ZM17 256V255H16ZM19 256V255H18ZM28 256H29V254H28ZM35 256H36V254H35ZM39 256H41V255H39ZM38 256V257H39ZM51 256V255H50ZM57 256V255H56ZM59 256V255H58ZM64 256H65V254H64ZM81 256V259L80 260H82V255H80ZM101 256V255H100ZM112 256V255H111ZM111 256H110V258H111ZM196 256V255H195ZM237 256V255H236ZM6 257H7V255H6ZM13 257H15V256H13ZM47 257H49V256H47ZM46 257V258H47ZM52 257V256H51ZM74 257V256H73ZM87 257V256H86ZM86 257H85V259H86ZM88 257H90V255H88ZM102 258H104L103 256H101ZM107 257H109V256H107ZM106 257V258H107ZM119 257V256H118ZM179 257V256H178ZM182 257V256H181ZM184 257V256H183ZM206 257V256H205ZM219 257V256H218ZM253 257V256H252ZM12 258V257H11ZM23 258H24V256H23ZM34 258V257H33ZM61 258H62V256H61ZM71 259H72V257H70ZM75 258V257H74ZM91 258V257H90ZM105 258V259H106ZM117 258V257H116ZM169 258H170V256H169ZM226 257L224 256V258H222V259H225ZM238 258V257H237ZM248 258V257H247ZM251 258V257H250ZM22 259V258H21ZM36 259H38V258H36ZM58 259V258H57ZM164 260L166 259V258H163ZM8 260V259H7ZM27 260V259H26ZM42 260V259H41ZM40 260V261H41ZM45 260V259H44ZM59 260V259H58ZM107 260V259H106ZM109 260V259H108ZM245 260V259H244ZM15 261V260H14ZM30 261H32V260H30ZM38 261V260H37ZM36 261V262H37ZM48 261V260H47ZM65 261H67V260H65ZM77 261H79V260H76V262ZM94 261V260H93ZM105 261V260H104ZM181 261V260H180ZM196 261V260H195ZM199 261H201V260H199ZM212 261V260H211ZM215 261V260H214ZM238 261V260H237ZM16 262H18L17 260H16ZM36 262H34V263H36ZM50 262V261H49ZM56 262H57V260H56ZM62 262H63V260H62ZM67 262H70V261H67ZM92 262V261H91ZM210 262V261H209ZM248 262V261H247ZM11 263V262H10ZM61 263V262H60ZM71 263V262H70ZM75 263V262H74ZM73 263V264H74ZM92 263H94V262H92ZM217 263V262H216ZM230 263V262H229ZM236 263V262H235ZM245 263V262H244ZM27 264V263H26ZM38 264V263H37ZM54 264V263H53ZM62 264V263H61ZM65 264V263H64ZM76 264H78V262L76 263ZM80 264V263H79ZM98 264V263H97ZM108 264V263H107ZM170 264H172V263H170ZM188 264V263H187ZM192 264V263H191ZM217 264H219V263H217ZM222 264V263H221ZM239 264H240V262H239Z\"/></svg>",
  "mask_w": 264,
  "mask_h": 264
}]
</instances>
